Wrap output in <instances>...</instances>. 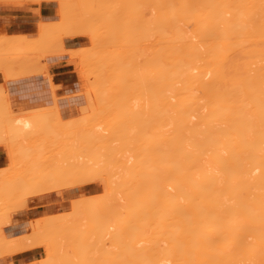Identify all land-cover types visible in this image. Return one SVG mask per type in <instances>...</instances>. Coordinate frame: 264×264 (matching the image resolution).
Masks as SVG:
<instances>
[{
	"label": "bare ground",
	"instance_id": "bare-ground-1",
	"mask_svg": "<svg viewBox=\"0 0 264 264\" xmlns=\"http://www.w3.org/2000/svg\"><path fill=\"white\" fill-rule=\"evenodd\" d=\"M66 1L69 2L70 0H66ZM72 1L69 2V4H72L71 8L73 7L72 9H74L75 11L74 10L71 11L69 9V7H68L69 5L67 2L59 1V7H60L59 10L61 11V14H59V15H60V17H63V18L66 17L64 19L68 20V21L62 20L63 24H64V22H66V23L69 22V23H67L68 25L65 26L69 29V31H68L66 28V30L68 31V33H67L68 35H71L73 33L77 34L80 31V29L78 31L77 28H81V27L79 26L76 28L75 27V26H77L75 24L76 21L75 22L73 21L74 19H77V17L79 18V19H77V24H79V22H80V25L84 26V24L82 23L83 20L79 14L82 12L83 16L86 15L83 18V19L86 18L84 21H86L88 18V20H87L88 22H86V25L88 27L90 26L89 28H87L90 31V35H93L92 32H94L93 37L90 36V38L92 37L95 41L99 42V40L101 38H102V40L106 39L105 36H103V37H105L103 39V37H101V35L100 36L98 35V32L96 33V31H92V30H99L98 29L99 27L98 28L96 27L95 29H91V28H94L91 25V23L93 22V20L97 19V20H95L96 22H98L97 24L103 25L100 28L101 29L106 28L104 30V33L105 34L110 33L107 35V40L108 39L113 40L116 37V39H115L116 42L121 40L123 42L120 41L119 42L120 44L125 42L124 45L128 46L129 36H130V42H131V40H132L131 36L133 38L135 35H137V37L139 38L140 41L138 40L137 37L133 38V40L135 39L134 41H136L138 44H139V42H140V44H142V42H141V40H143L142 37H144V35L147 34V32H148V35H145L144 39L150 38L149 41H150V43L152 42L151 43L152 49L150 48L151 47L150 43H148L149 46L147 45L152 50L151 53L149 52L151 54V57L149 55H147V52L146 53L144 52V48H143V51H140V52L137 51L135 49V47L132 45L133 41H132L131 45L129 43L130 46H128V47L133 46V48L135 49V52L132 49H130L131 53H130V55H129V53H126L127 56L125 54H123V52H121V51H120V54L118 55L119 52L118 51L116 52L115 50H113L114 52H116V54L114 52H109L110 54L112 53V56H111L106 51L107 52L106 54H108V57H107L106 54L104 56L105 52L103 50L102 52H104V53H102L103 54L102 56H104L105 58H109V56H110L111 59H119L120 62H119V60H117V62H115L114 60L109 61V60L105 59V60L109 61L107 63L108 65H107L106 64L107 61L105 63L95 61L96 62L95 65L97 63L102 64V65H99L100 71H99V69H97L98 67L96 68V70H98L97 74L94 72L95 71L94 69L93 70L88 69L90 67L89 65H92V64H89V62H88L90 60L87 61V58H86V61L88 64L86 63L85 60L83 63L84 56L82 57V56L77 55L78 52L81 53L80 51H78V52H76V55H77L76 57H78V58L80 57L79 59H82L81 62L83 63V65L82 64L81 65L82 66L85 65L86 66L85 69L89 70V71L86 70V71H88L87 74H89V72L90 73L93 72V77L96 74L95 78L99 79L101 76V79H102V75H100V74H102L104 72V70L106 71V69L103 70V66L106 68L108 66V68H109V67H111V65H113L114 68L117 67L116 68L117 71H115V72H118L117 75L119 74V75H121V78H123V80H121L120 76H117V80L120 79L121 82L127 81V78H129V77L126 78V76H129V74L130 75L133 74L134 71H137V72L139 71L140 73H141V71H143L146 73V71L148 70L147 72H148L150 77L143 74L142 77H139L141 79H139L138 77H133L134 74L131 75L130 77L134 78V80H136V81L140 80L137 83L138 84L141 83V85L140 84L137 85V83H135V81H131V83L129 85H127L128 83H126L125 84L126 87L131 85L130 88H127V90L124 87V89L126 90L127 93L130 92V94H128V96H126L125 94L122 93L123 91H124V93H126L125 90H123V88H122L123 91H119V90H121L120 87H119V89H116L120 93L118 91H117L118 93H116L115 88L118 87L117 84H116V87H113V86L109 87L110 90H108V88H106L107 86L112 85V84H110V83H112V81L110 79H109V81H108V79H105V77L108 76L107 75L108 71L104 72L103 74H106V76L103 75V81H104V79L107 80L108 84H110V85H107V81L106 82L104 81V83H106V85H105L101 80H99V82H102L101 84L103 86L102 85L101 86H102L103 91H106V92L103 93V91L96 89L97 91H99V92L96 91V94L99 93V95L97 94L96 97L100 96L99 97L100 99L97 98L98 102H99V100H101V102L102 101L105 102V100L108 99V100H110V103H111V99H112V101L116 100V102L111 103L112 105L113 104L115 105V106L113 105L114 111L112 110V108H110L111 106L109 105L110 103L108 100H106V102H105V103L108 102L107 104H105L103 102L102 103L99 102V104H101V105L103 104L101 106L103 108V110L100 106H98L99 105L98 104L97 106L101 109H98V110L95 109L96 110L95 111L93 104H91L92 106L90 105V103H93L94 98L92 97L93 101L91 102V96L87 95V96H89V99H87L88 100L87 107L90 106L91 109H93L95 112L93 110L89 109L90 108L89 107L88 109L90 110V112L88 113L87 108L85 107L86 105H85V106H83V109L82 108L81 109L83 111H87V113H88V114H86L87 116L83 115V117L86 116V117H84V118H86V120H84V118L80 115L73 117V118H74L75 122H77L78 124L80 123L78 125L79 127H76V128H80V130L82 131L83 129H81V127H80V125H82V123L79 122L80 119H79V121L76 119L81 118L82 120H84V122H88L89 118H90V117L88 118V115H89L91 117L94 116V117H92V121H93V119L96 122L101 120V123H102L103 120L101 118L102 117L105 118V115H106V118L110 119V117H111L110 114L112 113L113 117H111V119H110L111 121L107 120L109 123L106 122L109 124V126H108V124L106 125V123H104V124L102 123L103 125L108 127L107 129L110 128V130H106V127L99 124L101 126V129L103 126V129H102L103 132L105 130L107 132L110 131L109 133H107L105 131V134L106 133H107V135L110 134L109 135L110 137L109 136L103 137L102 136L103 133H100L98 131H94V133H93L94 129L92 130V128H91L92 132L89 131L90 130L89 129L87 131L88 133L87 132L86 133L88 135H89V132H91V134H95V136L93 135L94 138L91 137L92 136L91 134L87 138L86 137L87 134L85 132L81 133V131H79L80 133H78V135L76 134L77 136L75 135V138L77 137L76 139L75 138L73 140H72V138L70 139L72 141H67V138L64 137V139H65L64 141L67 142V144L63 142L65 144V147L63 144L61 145V146H63V148H66V150L64 149L65 151L62 149L63 150L62 152H63V154L64 153L70 154L69 156H73V157H66V161L67 160L69 161L71 159L69 162L67 161L69 163L68 164V163H66V161H64L65 157L62 155L63 158L61 160V154L59 155L57 153L56 156L58 157L59 160H61L63 162L60 161V163H59V160H57L56 162H58V163L54 162L53 164H51L54 167H52L50 165L49 168H52L53 172L51 170H50L51 172L46 170L47 173L43 171L44 167L46 169V165H44L45 161L47 160L46 158H45V160L44 159L40 160L38 158L39 161H35V159L33 157L32 158L30 157L31 155H29L27 151L29 150V152H31V151L36 152V149H35V147H33V149L35 150L34 151L31 148L30 149L25 148L24 144L25 145H27V144L24 143L25 142L24 136H26L25 134L27 132H31L30 134H39V135L42 133L41 135H45V138L49 135L50 136L54 135L53 136L54 138L55 137H61L62 133H65V135L67 133L65 131H62V133H60L61 131H59V129H57L59 127L56 128L57 125L54 126V124H56L57 121H59V120H60V122L64 121L63 122L64 124L69 123L70 124L69 128H68L69 124L65 125V126H67V128H65L67 131V129L69 130L73 126H77V123L74 122L76 125L73 123V121H72L73 118H69L68 120L66 119V121H68V122H66L65 120H62L59 117V114H54V113H57L55 110L52 113V111H51L52 109H50V110L49 109L48 110L36 109V110H31V111L29 110L30 112L27 114L17 115L16 117H14L15 119L12 116H9V117H12L14 121L9 120L8 117H7L8 119L7 118L4 119L5 118L4 117L3 119L5 120L6 124L8 123L7 124V126H8L7 130H5V129L3 130V128H5V125H4L5 123L0 122V126L3 127V128L0 127V131H3V132L8 131L7 132L8 135H11L14 137L17 136V140L15 137V142L16 141L18 142V144H19L18 148L17 149L13 148V147H16L17 145H14L12 147V145L16 144L17 142L12 143V141L11 142L9 141L8 143L10 146L8 145V147L11 148L10 151L15 149L14 152H16L17 154L19 153V154L23 155V153H26L28 155L27 157H29V159L31 160V161H29L27 157L24 158L21 155H19L18 158H21V159L24 158L23 160L20 159L21 163L24 160H26V161L28 160L29 163L32 164L31 162L34 161L36 165H38V166L41 165V167H43V169L41 171L44 172V174H45L44 176H48V175H46L48 173L50 176V174H53L56 171L55 172L56 174L54 173L55 176H53V175L50 177L48 176L46 179H45V177H43V179H42L41 176H39V175L37 176V174H38L37 171L34 168L32 169L33 166H30L31 167V168L29 167L31 169L30 173H32L34 175L27 176L26 178L24 175L23 176L19 175V178H21V177L24 178V179L21 178L22 180H25V179L30 180L31 179V181H27V182H26V180L23 181V182H25L24 185L27 184L26 185L27 188H25L24 185H21L23 183V182H21L22 180H20V182H21V183L19 182L20 184L18 183V181H16V180H19V178L17 177L18 175H16L14 177L15 179L12 178L13 182L10 181L11 178H9V180H7V178H8L7 176L4 178L3 175H5V173L9 174L10 172H6V169H3V167L2 168L0 167V170L2 171V173H1L2 177L4 178V180H2L3 179L2 177L0 179V182H1V184H0V192H1L0 198L1 199H3L2 196H4L6 199H7V197H8V199H10V198L14 199L15 198L14 201L15 200L18 201L16 199V197L22 198V196L24 194H25L24 197H27V196L41 194V193L45 192V189H46V191L53 190L50 188H54V186L58 187L61 184L64 185V181L69 178L68 173L70 175L72 174V176H70V177H72V179H73V180L70 179L72 182L68 181L69 179L66 181V182H70V183L65 182V185L68 187L69 186L72 187L73 186L72 184H74V187H75V186H77V184L80 183V181L86 182V179H89V177H90L89 174L91 173V171H92L91 175H94V178H96V179H98L97 178L98 176L101 177V175H99V173L100 174L104 173L106 175L110 174L112 176H115L116 173H117V175H119V173H120L119 176H121V178L117 177V179H116V176H115L114 179H111V177L109 178L110 175H108L107 177L110 180L109 179L106 180V178H107L106 175L103 176V177H106V178H104L106 180V182L109 185H111V186H109L107 183H105V184H107L108 186L104 185V183L102 181V185L106 186V188L104 186H103V188H105L107 190L106 191V192H108V194L106 193L107 195L105 194V189H104V191L102 193L104 196L101 195V193L99 195H91V196L89 195L88 197L83 196L84 201L82 200L81 203H82V206H84V207L82 209L80 208V210H79V208H77L80 206H77L76 202H75L76 204L73 203L76 206L75 213L77 214V216H80V217L83 216L82 217L83 218V221H82L83 226L81 223H77V224L73 223L74 222L72 220L73 218H74V220L77 219L76 221L79 222L78 217L75 216L74 213L73 214L72 213H69V214L64 213L65 215L60 214V215H62V216H60L61 219L59 217V213L57 215L56 214L53 215V216L58 217L59 218L58 220L53 219V216L48 215V214L41 216V217H38V218H34V219L32 218L31 219L32 227H31L30 231L36 232L39 234L43 232L42 233V235H43L50 230V227H51V230L53 227L55 232H54V230H52V232H53V233H51L52 238L50 237L51 239H49V236H50L49 235L50 231H49L47 239L49 241L51 240L52 243L54 241V245H52V246H55V242H56V246H59V247L56 248V246H55L56 249L53 248L47 240V242L49 243V246L52 247L50 249V247L47 246L46 238H42L41 234L40 235L37 234V236L39 235V237H41V239L45 240L44 241V240L40 239L41 242L42 241L46 242L45 244H46L47 250H46L45 255L40 259H36L33 261H27V262H23V263H18V264H95V263L96 264H264V0H146V2H145V0H142V1L137 0V3L140 2V4H141L143 2L141 5H143V6L145 5L144 6L145 8L148 7L147 10L148 9L151 10V14L147 13L151 16L150 23H149V25H151V26L149 28L146 27L147 26L146 24L148 21L147 18H144V19L141 18L140 20H142V23H141V21H139L138 16L141 17L143 15H142L141 9H139V8L135 9L137 5H135L136 3L134 4V2H135L134 0H130L129 3L128 2L126 3L124 0H121V1L125 2V3H123L124 6L122 5L121 2H120V4H121V6H120L119 3H117L115 0L114 1L112 0L114 3L116 2L115 5H118V7H116V10H118L120 7H122V9H119L117 11V13L120 11L119 14H121V15L124 14V16H126L128 18L130 16V13H128V12L131 11V16L129 17V19L131 20V18H133L132 21H127L128 19L125 20V18L123 19L121 17L119 19V17H117V16L116 17L118 19L116 17H114L115 15L113 16V14H114L115 8H112L113 10L111 9L112 3H110V5H109L110 7L108 5H105L108 8L107 7L101 8V9L107 8L106 9L107 12L104 11L105 13L103 12V14L100 12L103 10H100L99 8L96 9V7L94 8L96 11L92 8H89L88 11H90L91 9L94 11L92 12V10H91L89 13L86 12V14H84L85 12H83L84 11L83 9H82L83 11L81 10V12L76 13L78 10L74 6H77L78 3H76L77 2L76 0H72ZM74 1L76 4H73ZM89 1L90 0H87V2L89 3L88 5H87L85 0H84L85 4H83L84 2L83 3L79 2L78 5H80L79 7H81V8H83L82 6H84L85 8H88L87 6H90V3L92 2V0L90 2ZM97 1L99 3L101 2V4H104L103 3L104 1L103 2L101 0H97ZM97 1L94 3L95 4L97 3L99 5V3ZM106 1L111 2L110 0H105L106 4L108 3ZM148 2H149V4H148ZM114 3L112 5V7H115ZM130 3L133 4V5H130V7H132V8L129 7ZM81 4H82V6H81ZM126 5H128V6H126ZM101 6H104V5H101ZM123 8L125 9V11ZM127 8H130L131 10L130 9L128 10ZM132 9H134V10H132ZM98 10H100V11H98ZM60 11H59V13H60ZM68 11H69V13H68ZM108 11L113 12L112 14L110 13V18H109V16L108 17L106 16V14H108ZM121 11H123V12H121ZM132 11L134 12V14ZM135 11H137L138 13L137 12L135 13ZM99 12H100V15H102V16L99 15ZM66 13H68L69 16ZM90 13H91V15H90ZM96 13H97V15H96ZM125 13L128 14V16L125 15ZM137 14H138V16H137ZM72 15H73V18H72ZM89 15L91 16V18ZM98 15H99V18H98ZM103 15H105L104 18L106 20L108 18L107 21L104 20ZM93 16L97 17V18L93 19L92 18ZM144 16H145V14H144ZM68 17H70V18H68ZM100 17H102L103 20ZM112 17L116 18L115 19L116 21ZM71 20H72V22H70ZM90 20L92 22H90ZM98 20H100V21H98ZM109 20H111V21H109ZM123 20L128 23L124 27H123V23L126 24V22H124ZM143 20H144V22H146L145 24H144ZM95 21L93 23H96ZM118 21H119V23H118ZM135 21H137V22H135ZM138 21L141 23V26H140V23ZM101 22L104 24H100ZM131 22L134 25L136 23L137 25H135V26H137V28L140 27V29H137V28H135L134 25H131L132 24ZM55 23L57 24L58 21L57 22L55 21ZM109 23L111 24V26ZM112 23H113L114 27H112ZM56 24L54 25V27L52 29H50V31L51 30L53 31L55 29V26H60L59 23L57 25ZM70 24H74L75 26H71ZM107 24H109V25H107ZM52 25H53V23H52ZM104 25L105 26L107 25L108 27L107 26L105 27ZM119 25H122V27ZM69 26H70V28H69ZM71 27H74L73 31L70 30V29H72ZM41 28H43V27L41 26ZM113 28L115 30L117 28L118 29L115 31V30H112ZM122 28H125L126 30L131 29L130 33L119 31V29H122ZM133 28L137 29V30H132ZM141 28L143 30H141ZM146 28L148 31L146 30ZM150 28H151V30H150ZM58 29L59 28L55 29L58 31V32L55 31L56 34L54 32H52L56 36L55 37L52 34L51 36L54 37L53 39H52V37H49L51 33L49 31H48V33H46V31H44V29H43V31L48 35V36L45 35V37H44L45 39H43V40H45L47 42H48V40L49 41L51 40L54 43V45L52 42L49 43V49L51 51L52 50L54 51V48L57 47V46L55 47L54 39L56 40V43H57V41L59 39L57 40L56 38H58V36H60L59 33H61V31L63 30V29L61 30V26H60V30H61L60 32ZM82 29L84 30V28H82ZM87 29L85 28L84 32ZM107 29L109 30V32H107L108 31ZM75 30L78 32H74ZM138 30H140L138 33H140L141 31H143V32L146 31V32L144 34H142L143 32L140 33V34H142V36H140V34H137ZM39 31H42V30H40V28H39ZM99 32H101V30H99ZM116 32H118V33L121 32L119 34L120 40H117V38H119V37L116 36V35H118V33H116ZM63 33H64V31H63ZM126 33H127V35H126ZM39 34H40V32L38 33V35ZM67 34H65V35H67ZM111 34L113 37L110 36L111 38H109L108 36ZM131 34H133V35H131ZM17 35H20V34H17ZM17 35H16V37H17ZM96 35H98V37ZM2 36H3V39L5 37L6 38L5 40H7V42H11V44H8V43L6 44V42H5V44L7 46L6 47L4 45V43H2V44L0 43V47H1V49H3V50L0 49V51H1L0 54L2 55V53H3V56L0 58V61L2 60L3 63H0V65L6 64L7 67L8 66L11 67L10 65L16 60L15 62L18 61L17 63H20V65L22 64L21 67L24 66L22 68L19 66L21 71H19L17 69L14 70L16 72H14L13 70L12 71L9 70V73L5 74L8 70L4 71L3 69H6V67L4 68V66L1 65L0 67L3 68V69L1 68L3 70V71L1 70V72H4V75H6L5 77L7 78L10 76H16L17 71H19L18 75L21 74V72H22V74H25L23 72H25L27 68L28 69L26 72L29 73V72L33 71L34 70L33 68L35 67L33 65V63L31 64V66H27L30 64H29V62H27L28 64L25 63L26 61L24 63H21L23 60H25V57H27V59H28L29 55H27V56H25V55L27 52H30L31 49H29V48L33 49V47H31L32 45L30 46L28 43V42L31 43L33 38L32 39L29 38L28 40H30V39L31 40L28 41L27 39H25L26 38V36H25L24 39L27 40L28 41L27 42L24 39H20L21 37L20 38L18 37L19 39H15V37H14L15 35H13V36L11 35L12 38L11 37L8 38V36H10V35H8V36L2 35ZM2 36L0 35V38ZM148 36H150V37H148ZM13 37H14L15 41L14 40L12 41ZM8 39H10V41H8ZM102 40L100 42H102ZM115 40H113V42H115ZM126 40H127V42H126ZM23 41H24V43L22 44ZM61 41H60V43H62ZM1 42H4V40H2ZM14 42H16V43H14ZM25 43L28 47L25 45ZM95 43L97 44V42H95ZM105 43H106V41H105ZM110 43H112V42H110ZM143 43H144V41H143ZM14 44H15V46H17V44H19L17 46V48H19V46L21 47L19 50H21L23 48H25V49L18 52V50L15 49ZM21 44L24 45V47ZM35 44H36V41H35ZM120 44H118V45L124 47L123 44H121V45ZM2 45H3V48H2ZM33 45H34V43H33ZM134 45H136V44H134ZM4 46L6 47V49H4ZM119 46H117V49L119 48ZM37 47H39V49H37ZM37 47H36L37 51L40 53L42 52L41 54H43V51L48 50V49H46V46L44 47V45H43V47H41V46H37ZM94 47H95V45H94ZM110 47H112V46L110 45ZM144 47H146V45H144ZM43 48H44V50H43ZM107 48H109V47H107ZM124 48L128 49L126 47H124ZM139 48H141V46ZM56 49H58V48H56ZM59 49H60V46H59ZM80 49H82V48H80ZM80 49H78V50H80ZM93 49H95V48H93ZM98 49L99 50L101 49L100 46ZM4 50H5V52H4ZM6 50L9 52V55L12 58L7 57V59H6L5 56L8 54V53H6L7 52ZM11 50H13V51H11ZM60 50H61V52H64L63 51L64 50L63 44H61ZM67 50L66 51L69 52L68 53V59L75 56V54H73V51H77V50H73V48H72V53H70L71 49H67ZM101 50L98 52L96 50H94V53H97V54L99 53L98 55L97 54L94 55L95 57L97 56V58H96L97 60H101L103 58V57L102 58L100 57ZM118 50H120V49H118ZM121 50H122V48H121ZM110 51H111V49H110ZM126 51L127 50H125L124 53ZM136 51L139 53H137ZM12 52L13 53L15 52L16 54L23 52L22 56H20L21 57L20 60L16 59L17 57H19L18 55H15V57L12 56L11 55ZM24 52H25V55H24ZM85 52H86V50H85ZM48 53H51V52H48ZM55 53H57V51ZM86 53H88V52H86ZM94 53L92 52L91 54H94ZM141 53H142V55H146L148 57L144 56L146 58L142 57V59L138 60L137 54H139L140 55L139 58H141V56H142ZM29 54H31V53H29ZM89 54H87V55H89ZM114 54H115V56L118 55V56H116L117 58L116 57L113 58ZM120 55H122V56H120ZM124 55L126 56V58L129 57V59H127V60L125 58L123 59L122 57ZM37 56H39V53ZM92 56L93 55H91V57ZM130 57H132L131 58L132 60H130ZM149 57L151 58V61H150ZM88 58H90V57H88ZM134 58H136L139 62L141 60H143L142 63L140 62L141 65L143 64L142 68H140L141 71L137 70L139 68V66H136V69L134 70L135 67L133 65L134 64L138 65V62ZM147 58H148V60L146 61L145 59H147ZM5 59L10 60L11 62L10 61H4ZM36 60L37 59H35V61ZM103 60H104V58H103ZM35 61H34V63H35ZM124 61L125 62L127 61L126 66H127V63H128V66L129 65L130 66L129 67L127 66V68H125L126 66L124 64ZM133 61H135L137 64ZM9 62H10V64H9ZM112 62H114V64ZM144 62L146 63V65H145L146 67L149 65L150 70L144 66V64H145ZM92 63L94 64V61H92ZM121 63H122V65H121ZM25 64H26L27 68H26ZM12 65H14V64H12ZM87 65L89 66L88 68H87ZM123 65H124V67H123ZM120 66H121V71L123 74L120 73V69H119ZM29 67L30 68L33 67V68H31L29 70ZM36 67L41 68L42 66L39 65V67L38 66H36ZM113 67L109 68V71H111ZM132 67H134V68H132ZM23 68H25V71L23 70ZM10 69H12V68H10ZM127 69L130 71H128ZM36 70L37 69H35V71ZM126 70H127V73H126ZM111 72L113 73V71H111ZM112 73L109 74L111 77H112ZM87 74H85L87 79H88V83L87 82L86 83L89 86L88 88H90V90L88 89V91H91V88L95 89L93 87L94 86L96 87V84L94 85L92 83L93 85L91 87V84L89 81H91V82L92 81L96 82V81L94 79L92 80V78H91V80H89L88 76H90L92 74H90L88 76H87ZM97 75L99 78L97 77ZM114 75L116 77V74H114ZM2 76H3V74H2ZM138 76H141V75H138ZM86 77H85V81H87ZM124 77H125V79H124ZM106 78H108V77H106ZM142 78H143V81H142ZM147 78H148V81H151V82H149V83H151V86H149L146 82H144L145 80H147ZM129 79L131 80V78H129ZM114 82L116 83L115 79H114ZM99 84H97V85H99ZM135 84H136V87H135ZM142 84H144V86H142ZM51 85H53L52 81H51ZM119 86H121V85H119ZM132 86H134L136 89L134 87L132 88ZM145 86H147V87H145ZM103 87H105V89ZM138 87H140V88H138ZM85 88H87V87H85ZM97 88H98V86H97ZM146 88H149V93H148V89H146ZM55 89L53 88V90H55ZM128 89H131V91H128ZM134 89L136 91L138 89H140V90L136 92ZM111 90L112 91L115 90L114 94H113V92H110V93L108 92ZM132 90H133V93H132ZM144 91L146 92L147 96L145 95ZM84 92H85V94H88L86 90ZM91 92H89V93H91ZM100 92L103 94H106V93H109V94L108 95L106 94V96H103V94H100ZM138 92H140V93L143 92L144 94L143 93L140 94ZM137 93H138L139 97H137L138 96ZM147 93L150 94L149 95L150 97L148 96ZM73 94H76V93H73ZM132 94H134V96H136V99L140 98L141 95H142V97H141V99L137 100V103H134L133 101L136 99H135V97L133 98ZM117 95H119V96H117ZM123 95H125V96H123ZM101 96L103 97V100H102ZM109 96H110V99L106 98ZM114 96H116V97H114ZM143 96L144 97L146 96V98L148 97V99H147L148 103H147V100L145 102L146 98L143 100V98H144ZM121 97H122V99H121ZM104 98H106V99L104 100ZM118 98L120 100H118ZM124 98L128 102H126V100ZM130 98H133V99L130 100ZM1 99H2V97L0 98V100ZM4 99L5 98L3 96V100ZM5 101H6V99H5ZM140 101H142L143 104ZM122 102H124V103L126 102L125 105ZM0 103H1V101H0ZM117 103L118 104L122 103V105H118ZM127 103H129V104H127ZM130 103L137 105L139 110L136 107V109L138 111H135V109H134V111H132L131 109H133L134 105L131 104L132 105L131 106ZM144 103L145 104L147 103V105L145 106ZM2 105L4 106V105H6V103L5 104L2 103ZM107 105L109 107H107ZM143 105H144V107H143ZM145 107H147V108L145 109ZM84 108H86V109H84ZM104 108H105V110H104ZM143 108H144V111L142 112ZM108 109H110V111ZM127 109H128V112H130L128 114H126L127 111H125ZM129 109H130V111H129ZM140 109H141V111H140ZM120 110L122 112H119ZM146 110H150L149 113ZM0 111H1V109H0ZM103 111H105L104 116H103V114H104ZM111 111H113V112H111ZM136 112L140 117H138V115L135 114ZM139 112L141 114L143 113L144 117H145V115H147V117L142 118ZM11 113H13V112H11ZM113 113H115V114H113ZM117 113H118V115L120 113V115L118 117H117ZM144 113H146V114H144ZM1 114H2V112H1ZM49 114H53V115H49ZM97 114H98V116H97ZM54 115H55V117L56 116L57 117L54 118L53 117ZM100 115H102V116L100 117ZM134 115L136 116V118L139 121L135 118ZM127 116L128 117L131 116V117L128 118ZM18 117H20L21 119L20 118H19L20 120L17 119ZM97 117H100V118H97ZM134 118L136 119V122H135ZM149 118H150V120H147V123H146V120H144V119H149ZM16 119H17V122L15 123ZM47 119H49V120H47ZM55 119H57V121H55ZM120 119H121V121H119ZM129 119L132 120V122L133 121L135 122L134 125L132 124V122ZM7 120H9V121H7ZM52 120H54V121L52 122ZM117 120H118V122H117ZM141 120L144 122H142ZM125 121H127V122H129V124H131L130 127L128 124V129H126L127 128L126 127L127 122H125ZM54 122H56V123H54ZM103 122H105V121H103ZM111 122H114L115 125L117 123L118 128L119 127L120 128L118 129ZM120 122H122V123H120ZM47 123H51V124H49L50 126L52 124L53 125L51 127H48ZM71 123H73V126H71ZM142 123H144L145 126H143ZM60 124H62V123H60ZM95 124L96 123H94V125H93L94 127H95ZM135 124L139 125V126H140V124H142L140 126V127H142V130H139L141 128L137 127ZM147 124H149V125H147ZM85 125H87V124H85ZM58 126H59V124H58ZM83 126H82V128H83ZM89 126H91V125H88V127ZM114 126H115V128H114ZM146 126L148 127V131L151 129V131H150L151 133H150V136L148 137L149 138L148 141L144 143V141H146L145 139L147 138L148 135L145 133L142 134L141 131H146L147 130ZM131 127H134L135 129L131 128ZM149 127H150V129H149ZM61 128L63 129V127H61ZM97 128H98L97 130H99V127H97ZM113 128L115 129V131H113L114 130ZM116 128H117V130H116ZM122 128H124V131L122 130ZM129 128H131L133 130L132 133H134V131L136 133L131 135L132 133L130 134L129 132L132 130H130ZM85 129L86 128H84V130ZM73 130L76 133V129H73ZM120 130L125 135H123L122 133L121 134L123 136H121V134H118L120 132ZM125 130H127V131L125 132ZM137 130H139L138 132L140 134L137 132ZM148 131H146V132H148ZM2 133L0 132V141L5 142V139H7V138H5L7 133H5V135H4L5 137L4 136L2 137ZM82 134H84L85 136ZM19 135H21V137H24V138L22 139L21 137H19ZM127 135H128V137H130V135H131L130 139H132V140L127 138ZM135 135H138V136L140 135L138 137L139 139L137 137H135ZM62 136H63V134H62ZM66 136H68V135H66ZM111 136L113 139L111 138ZM132 136H134L138 140L141 139V142L143 143V145L145 144V146H142V143L139 141H133V139H135V138H132ZM143 136H146V138ZM18 137H19V139L24 140L23 145L19 143L21 140L19 141ZM53 137H51V138H53ZM98 137L100 138V140L97 139ZM101 137H103V138H101ZM140 137H142L144 139V141ZM8 138L10 139L11 137H8ZM105 138H107V139L110 138L109 139L110 142H114V143L117 142L116 144H120V146L117 147V145H116L115 147H117V148H115L112 145L109 146L107 143H103L102 139L106 140ZM120 138L122 140H120ZM9 139H7V141ZM85 139H86V141H85ZM94 139H95V141H94ZM114 139L115 140L117 139L119 141H115ZM125 139H126V141H125ZM74 140L77 141L78 145ZM90 140L92 141V143L89 144L88 142H91ZM26 141H27V139H26ZM43 141H45V140L43 139ZM58 141L57 140H55V141L49 140V142H52V143L48 142V146L51 144H54L55 142H58ZM73 141L75 142V145H74ZM79 141H82V143H80ZM99 141H101L102 143ZM121 141L124 142L123 146L121 144ZM129 141H131V142H129ZM27 142H29V141H27ZM68 142H72V143H68ZM93 142L96 143V146L93 145L94 144ZM132 142H134L132 144V146L135 150L138 149V147H139L138 146L136 148L135 147L136 144L141 145L139 150L136 151L138 153H136L134 151L132 146H130V145L128 146V144H131ZM21 143H22V141H21ZM31 143H33V142H31ZM44 143H43V146L46 147L47 144L45 143L46 144L45 145ZM79 143H80V145L82 144V147L79 145ZM86 143H88V144H86ZM99 143H101V144H99ZM60 144L61 143H59L58 145H60ZM69 144L70 145L72 144L71 147L73 146L75 148L74 151H72L73 148H71V147L70 148L72 150L71 151L68 150V147L70 146ZM102 144H104V145H102ZM125 144H127V145L125 146ZM20 145H21V147L23 146V149L20 147ZM67 145H68V147H67ZM99 145H100V147H97ZM41 146H42V144H41ZM52 146H55V144ZM89 146H91V147H89ZM105 146H107V147H105ZM108 147H109V149H108ZM88 148H91V149H88ZM95 148H97L98 150H96ZM111 148L112 149L114 148V150H112ZM125 148H127V149H125ZM49 149H51V148H49ZM54 149H56V148H54ZM79 149H80V151L77 152V150H79ZM100 149H102V152ZM18 150H21V151L27 150V151H24L21 153V151H18ZM82 150H84V152ZM87 150L88 151L91 150L90 154L87 153L88 152ZM109 150H110V152H109ZM119 150H122L123 152L119 151ZM126 150L128 153H126ZM131 150L134 152L133 156L131 154L132 153ZM68 151H69V153H68ZM85 151H86V153H85ZM92 151H93V153L95 151L96 152L99 151V153H97V156H96V152L94 153V156L96 158H99L101 156L100 158L102 160V163H103V161L106 162V160H107L106 165L107 164L108 165L106 166L102 163L100 164L101 160L95 161V157H92L93 153L91 155ZM113 151H115V152H113ZM53 152H54V150H53ZM53 152H51V154ZM107 152H109V153H107ZM118 152H121V153H119L120 156L118 155ZM16 153H14L13 155L12 154L10 155V152H9L8 156H10V158L14 156L13 158L16 159V157H15ZM36 153L38 154V156H40V158H41V155H43L42 153L40 155L39 152H36ZM48 153H50V152L48 151ZM48 153H47V155H48L47 157H49ZM105 153L110 154V155L108 156ZM112 153H115V154H112ZM148 153L150 154V157L146 156ZM74 154H75V156H74ZM80 154H81V160L83 158L82 162L79 160L80 158L78 155H80ZM116 154H117V156H116ZM122 154L131 155V157H133L134 160L131 157H130L131 159H128L129 156L125 157V156H122ZM144 154H146L145 157H144ZM84 155H85V157L88 156L87 159L91 158V162L88 159V161L90 162L89 164L87 163L88 162L87 159L85 160ZM135 155H137V157ZM103 156H104V158H103ZM110 156L113 158L111 159ZM121 157H124V158L120 159ZM75 158H78V161H75ZM92 158H93L94 162L92 161ZM118 158L120 160H118ZM143 158L145 160H146V158L147 159L149 158V159L146 160L147 161L146 162V161H144ZM14 159H13V161H14ZM109 159H111V162ZM123 159H124L128 169H126L127 167H121L124 164ZM135 159L137 160V162L135 161ZM43 160H44L43 163L42 162L39 163L40 161H43ZM55 160H56V158L53 161H55ZM112 160H114L115 163H117L116 166H114L115 163H113L114 161H112ZM129 160H130V162H129ZM131 160H133V161H131ZM149 160H150V162H149ZM10 161H11L10 163L14 165V163L12 162V159H10ZM79 161H80V164L77 165V163H79ZM127 161L129 164H127ZM20 162H19L20 165L18 164L17 167L22 166ZM36 162H38L39 164ZM47 162H49V161H46V163ZM64 162H65V164H64ZM131 162H132V164H131ZM61 163H63V164H61ZM97 163H99V164H97ZM120 163H122L121 166L119 165ZM58 164H60V165H58ZM81 164H82V166L84 165L85 168L80 166ZM90 164L91 165L96 164L97 167H95L96 165L91 166ZM110 164H112L111 167H110ZM13 165H11V166H13ZM88 165H89V167H88ZM99 165H101V166H99ZM117 165H119L120 170H118ZM11 166H9L8 168L11 169ZM23 166H24V164H23ZM38 166H36V168ZM61 166L63 167V169H62L63 173L61 171H59L61 169ZM68 166H70V167H68ZM73 167H75L76 170ZM108 167H109V169H108ZM112 167H115V168L117 167L116 171H113L115 168H112ZM8 168H7V170H8ZM15 168H16V166H15ZM21 168H23V167H21ZM29 168H28V171H25V172L28 173ZM40 168H39V171H40ZM77 168L79 170H77ZM83 168H84V170H83ZM91 168H92V170H91ZM93 168H97V170H95ZM98 168H100V169H98ZM2 169L4 170V172ZM86 169H88V170L90 169V171L87 170L88 173H86L85 172ZM101 169L103 171H106V173L103 172ZM125 169H126V171H125ZM65 170L67 172H65ZM100 170H101V172H100ZM107 170H109V171L107 172ZM120 171H122L124 173H122ZM12 172H13V170H12ZM60 172H61V174L59 175ZM77 172H78V174L76 176ZM111 172H112V174H111ZM79 173H80V175H79ZM82 174H84L83 178L80 177V176H82ZM113 174H115V175H113ZM56 175H57V177L61 176L62 181H61V179H57ZM62 175L65 177H63ZM95 175H96V177H95ZM75 176H76V180H75V182H73ZM54 177H56L57 180L53 179ZM61 177H59V178H61ZM77 177H79V178H77ZM84 177H86V178H84ZM103 177H101V178H103ZM50 178L52 180H55V181H52V180L50 181ZM91 178L92 177H90V179ZM118 178H119V180H118ZM35 179H36L37 183L35 182ZM81 179H83V180H81ZM43 180H45V181L49 180L47 182H51L52 186L49 185V183L47 185L46 182H44ZM92 180H93V178H92ZM100 180H102V179H99V181ZM105 180H104V182H105ZM15 181H16V183H15ZM60 181H61V183H59L58 186H56L57 184L55 182L58 183ZM76 181L79 183H76ZM87 181H89V180H87ZM112 181H113L114 185H113ZM31 182H34V183H31ZM2 183L3 184H6V183L10 184L9 186H12V183H13V186H15V185L16 186L11 187L10 189L7 190V188L9 186L8 187L6 185L2 186ZM18 184H19V186H18ZM29 184L31 186H33V187H30V189L28 187ZM54 184H56V185H54ZM67 184H69V185H67ZM66 186H64V187H66ZM16 187L17 188L21 187L19 189L21 194L18 191L19 195L16 194L17 196H13L12 193H14L16 191V189H17ZM27 189L29 191H26V192H28L26 194L25 190H27ZM60 191H61V189H60ZM6 193L7 194L9 193V194L7 195ZM83 194H84V192L82 193V195ZM100 195L103 197H101ZM9 196H10V198H9ZM98 197L99 198L101 197L103 199L99 200ZM8 199H7V201L11 205L12 200L10 199V201H9ZM79 200H80V198L77 199V202H79ZM7 201H5V202H7ZM2 203H3V201H2ZM13 203L16 204V202H13ZM81 203L78 205H81ZM3 204H1L2 207L5 206ZM1 205H0V207H1ZM7 205L5 206V210L3 208L5 213H8L6 211V208L8 211H9V209H11V208H9L10 206H7ZM12 206H13L12 211H13V209L16 210L14 208V204ZM19 206H21V205H19ZM19 206H16V208H18ZM79 211L80 212L82 211V214ZM5 213H3V215H5ZM66 215H67V217H70V215H71L70 220H69V218L67 220L69 222L72 220L73 221V222L71 221L72 223L67 222V220L65 218ZM72 215H74L77 218H75ZM7 216H9V215H5V217H7ZM56 217H54V218H56ZM64 218L66 221L64 220ZM63 220L65 222V225H64ZM0 223H1L0 226H3V220H1ZM79 224H81V225H79ZM63 225H64V227L66 226V229H64ZM70 225L72 228H70ZM0 229H2V228L0 227ZM56 231H59L58 232L59 234L57 237L55 234V237L57 239H54L52 234L57 233ZM1 233H2V231H1ZM45 236H47V234L43 235V237H45ZM66 236H68V238L71 239V241H67V243H64V242H66V238H65ZM22 237H23V235L22 236L20 235L19 237H17V236L12 237V238L10 237L8 239L3 237L4 239H6V241H8L10 243V247H9V245L4 246L5 249H4V247H3V249L0 247L1 248L0 250H2V252H3V250H5L4 255H12V254H15L17 252L29 250L35 246H38V245H36V243H34L32 241H30V243L28 244V240H31V239L27 238V240L25 239L26 240L25 241ZM26 237H28V236L26 235ZM31 237H32V234H31ZM34 237H35V235H34ZM58 237H60V238L58 239ZM3 238H2V240H3ZM52 239H54V240H52ZM60 240L63 242V244H66V246H67V244H69V246H67V248L69 249V247H71L69 249V251L71 253L65 251V249L67 250L65 245H62V243L58 244ZM63 240H65V241H63ZM2 242L4 243V241H2ZM31 242L34 244H32ZM1 246H3L2 243H1ZM61 246H65V248L61 249L62 248ZM94 247H96V248H94ZM71 249H72V251H71ZM94 249L97 252L93 253L95 251ZM2 252H0V253H2ZM96 253L99 255H97ZM94 254L96 255L95 258L93 257ZM10 264H15V263L11 261Z\"/></svg>",
	"mask_w": 264,
	"mask_h": 264
},
{
	"label": "rangeland",
	"instance_id": "rangeland-1",
	"mask_svg": "<svg viewBox=\"0 0 264 264\" xmlns=\"http://www.w3.org/2000/svg\"><path fill=\"white\" fill-rule=\"evenodd\" d=\"M38 1H40V0H38ZM59 1L67 2L68 5H69V6H68L69 9H70L71 11L74 10V9H72L73 7L71 8L72 4H69V2H71L72 0H70L69 2L66 1V0H51V1H49V2H54V3H55V14H56V16H57V20H56V22L58 21L59 25L61 26V30L63 29V30L61 31V30H60V26H55V29H56V28H59V29H58L59 32L61 31V33H59L60 36L57 35L58 38H56L57 40L59 39V40L57 41L58 44L56 43V40L54 39V41H55V47L57 46L56 48L59 49V46H60V49H61V44H63V43H60V41L63 40V38L66 37V36H68V37L81 36V37H83V39H84L83 45H82L81 47H79V48H77V49H73V50H77V51H73V54H75V56H73L72 58L68 59V62L73 66V70H74V71L78 74V76H79V81H80V90H79V92H80L81 94H83L84 97H85V103L79 108V112H78V114H77L76 116L80 115V116L83 117V115H86V114H88V113L90 112L89 109H91V107H90V106H89L90 108L87 107V103H88V100H87V99H89V96H91V102L94 100L93 103H90V105L93 104V106H94V110H95V109L98 110V109H101V108H102L101 106H102L103 104H102V105L99 104V102H101V100H99V102H98V99H100V98H99L100 96L96 97L97 94L99 95V93L96 94V91H97L96 89H99V90L103 91V89H102V86H103V85H102L101 83H102V82L104 83V81L106 82L107 80H105V79H108V81H109V79H110V80L112 81V83L109 82V83L112 84V85L106 87V88H108V90H110L109 87H112V86H113V87H116V84H117L118 87L115 88V90H116V89H119V87H120L121 90H119V91H123V90H125L124 87H125L126 90H127V88H130V86H131V85H130V86L126 87V85H125L126 83H128L127 85H129V84L131 83V81H135V83H137L138 81H140V80H137V81L134 80V78L130 77L131 75L134 74L133 77H138V78H139V77H142L143 74H144V75H147L148 77H150L149 74H148V72H147L148 70L146 71V73L140 70V68H142V65H143V64L141 65L140 62L142 63L143 60H141L140 62H139L138 60L142 59V57H143V58L148 57V56H146V55H142V53H141V55H142L141 58H139V57H140L139 54H137L138 56L136 55V56L138 57V60H137L136 58H134V59H136V61L138 62V65H135V64L133 63V64H134L133 66H134L135 68L132 67V68H134V70H135V69H136V66H139V68H138L137 70H140L141 73H140L139 71H138V72H139V73H138L137 71H134V70H133V71H134V73L132 72L133 74H131V75L129 74V76H126V78L129 77V78H131V80H130L129 78H127V81H125V82H121V80H123V78H121V75H119V74L117 75L118 72H115V71H117V69H116L117 67L114 68L113 65H111V67H113L111 71H113V73L116 74V77H115V75H114L111 71H109V68H111V67L108 68V66H107V68H106V67L103 66V70L106 69V71L109 72V73L107 72V75H108V76H106V74H103L104 72H106V71L104 70V72H103L102 74H100V75H102V79H101V76H100V78L98 77L99 74L97 75V77H98L99 79L95 78V77H96L95 75L97 74V71H98V70H96V68L98 67L97 69H99V67H100L99 65H102V64H100V63H99V64L97 63V64H96L97 66H96V65H95L96 62H101V63L104 62V63H105L107 60H109V61H113V60H114L115 62H117V60H119V59H111L110 56H109V58H105L104 56H105V54H106L107 52H108V54H110L109 52H114L113 50H115L116 52H117V51L119 52L118 55L120 54V51L123 52V54H125V55H126V53H129V55H130V53H131V52H130V49H132L134 52H135V49H136L137 51L140 52V51H143V48H144V52H145V53L147 52V55H149V56L151 57V54H150V53H151V51H152V50H151V49H152V44H151L152 42L150 43V41H149L150 38H146V39H144L145 35H148V32H147V34L144 35V37H142V38H143V40H141L142 44H140V42H139V44H138L136 41H134L135 39L133 40V38H136L137 35H135L133 38H132V36H131V39H132L131 42H130V36H129V39H128L129 41H128V42H129L130 45H131V43H132V41H133V44H132V45L135 47V49L133 48V46H131L132 48H131V47H128V46H130L129 43H128V46H127V45H126V46L124 45L125 42H124V43H121V44L124 45V47L128 48V49H125L124 47L118 45V44H120L119 42L121 41V40H120V36H119V34H120L121 32H120V33H118V32H119V31H123V32L130 33V30H131V29H130V30H126V29H125L126 27H125V28H122V29H119V31L116 32V33H118V35H116V36L119 37V38H117V40H120V41L116 42V40H115L116 37H115V39H113V40H115V42H113V40H109V39L107 40V35L110 34V33H108V34H105V33H104V30H105L106 28H105V29L102 28V29H103V30H102L100 27H102L103 25H99V24H97L98 22L95 21V20H97V19L93 20V22L95 21L96 23H93V22L91 21V20H92V19H91V20H90V22H92L91 25L94 27V28H91V29H95L96 27H97V28L99 27L98 29L101 30V32H99V30H92V31H96V33L98 32V35H99V36L101 35V37H103V36L106 37L105 40H102V38H101L100 40L98 39V40H99V42H98V41H95V40L92 38L93 35H94V32H92L93 35H90V31L87 29V28L90 27V26L88 27V26L86 25V22H88V21H87L88 18H87L86 21H84L86 18L83 19L86 15H85V16L82 15V14H83V13L81 12L82 9L84 10V11H83V10H82V11L85 12L84 14H86V12L89 13L92 9H94V8L96 7V9L99 8L100 10H103V11L98 10V11H100V12L103 14L104 11L107 12L106 9L108 8V7L105 6V5H108V6H109L110 3H112V4H111V9H112V8H115V11H114V14H113V16L115 15L114 17L117 16V17H119V19H120V17H121V18H123V19L125 18V20L128 19L127 21H132L133 18H131V20L129 19V17L131 16V11H130V12L127 11L128 13H130V16L127 18L126 16H124V14H123V15L119 14L120 11L117 13V11H118L119 9H122V7H120L118 10H116V7H118V5H115V3L117 2V3H119V5L121 6V4H120V2H121L122 5L124 6L123 3H125V2H126V3H127V2L129 3L130 0H124L125 2H123V1H121V0H115V1H116L115 3L113 2L114 0H113V1L110 0L111 2L106 1V2H108L107 4L105 3V0H101L102 2L104 1V2H103L104 4H101V2L99 3L97 0H92L93 3L91 2V3H90V6H87L88 8H85L84 6H82V4H81V6H82L83 8L79 7V6H80V5H78L79 2H80V3H83L84 0H81L82 2H81L80 0H79V1L76 0V1H77L76 3H78V4H77V6H74V7L78 10L76 13L81 12V13H79V14H80V17H81L82 20H83V21H82V20H81V21H82V23L84 24V26H81V25H80V22H79V24H77V19H79L78 17H77V19H74L73 21H74V22L76 21L75 24H76L77 26H75L74 24H70V25H71V26H75L76 28L80 26L81 28H77L78 31H79V29H80L79 32L76 31V30L74 31V32H78L77 34H74V33L71 34V33H70L71 35H68V34H67L68 31H69V29H68L67 27H65V26L68 25L67 23H69V22H67V23L64 22V24H63V21H64V20L66 21L67 19H64V18H66V17H64V18H63V17H60V15H59V14H61V11L59 10V8H60V7H59ZM85 1H86L87 5H88L89 3L87 2V0H85ZM90 1H91V0H90ZM90 1H89V2H90ZM96 1L99 3V5H98L97 3H96V4L94 3V2H96ZM134 1H135L134 4L136 3L135 5H137L136 8H135V7H134V8H135V9L139 8V9H141V11H142V15H143V16L140 15L141 17H139L138 14H137L139 21H141V23H142V20H140V19H141V18H142V19L147 18L148 21L146 20V21H147V24H146L147 26H146V27L149 28V27L151 26V25H149V23H150V19H151V16H150L149 14H151V10H149V9L147 10L148 7L145 8V7H144L145 5H144V6L141 5L143 2L140 4V2L137 3V0H134ZM141 1H142V0H141ZM72 2H73V1H72ZM145 2H146V0H145ZM76 3H75V1H74L73 4H76ZM113 3H114V6H115V7H112ZM60 4H61V3H60ZM83 4H85V2H84ZM92 4H93V5H92ZM100 4H101V5H104V6H101ZM146 4H147V3H146ZM148 4H149V2H148ZM66 5H67V4H66ZM130 5H133V4L130 3V4H129V7H130ZM139 5H140V6H139ZM126 6H128V5H126ZM147 6H148V5H147ZM77 7H78V8H77ZM103 7H104V8L107 7V8H106V9H101V8H103ZM109 7H110V6H109ZM57 8H58V12L60 11L59 14L56 12V11H57ZM61 8H62V7H61ZM64 8H65V7H64ZM89 8H92V9H91L90 11H88ZM130 8H132V7H130ZM130 8H127V9L129 10ZM149 8H150V7H149ZM66 9H67V8H66ZM123 9H124V8H123ZM127 9H126V10H127ZM63 10H64V9H63ZM70 10H69V11H70ZM94 10H95V9H94ZM94 10H92V12H93ZM112 10H113V9H112ZM130 10H131V9H130ZM132 10H134V9H132ZM69 11H68V13H69ZM74 11H75V10H74ZM95 11H96V10H95ZM124 11H125V9H124ZM100 12H99V15H100ZM105 12H104V13H105ZM121 12H123V11H121ZM132 12H133V11H132ZM136 12H137V11H135V13H136ZM68 13H66V14L68 15ZM97 13H98V12H97ZM97 13H96V15H97ZM110 13L112 14L113 12H109V11H108V14H106V16H107V17L109 16V18H110ZM137 13H138V12H137ZM139 13H140V12H139ZM147 13H149V14H147ZM71 14H72V13H71ZM71 14H70V15H71ZM92 14H93V13H92ZM133 14H134V12H133ZM144 14H145L146 17L144 16ZM63 15H64V14H63ZM74 15H75V14H74ZM87 15H88V14H87ZM90 15H91V13H90ZM90 15H89V16H90ZM99 15H98V18H99ZM125 15L128 16V14H126V13H125ZM68 16H69V15H68ZM77 16H78V15H77ZM100 16H102V15H100ZM111 16H112V15H111ZM132 16H133V15H132ZM104 17H105V15H103V18H104ZM114 17H112V18H114ZM117 17H116V18H117ZM62 18H63V19H62ZM68 18H70V17H68ZM72 18H73V15H72ZM90 18H91V16H90ZM92 18L94 19V18H97V17H94V16H93ZM100 18L102 19V17H100ZM116 18H114V20H115ZM136 18H137V17H136ZM101 19H100V20H101ZM117 19H118V18H117ZM59 20H60V21H59ZM62 20H63V21H62ZM100 20H98V21H100ZM102 20H103V19H102ZM104 20H106V19L104 18ZM107 20H108V18H107ZM107 20H106V21H107ZM111 20H112V19H111ZM111 20H109V21H111ZM134 20H135V19H134ZM136 20H137V19H136ZM67 21H68V20H67ZM109 21H108V22H109ZM115 21H116V20H115ZM123 21H124V20H123ZM139 21H138V22H139ZM70 22H72V20H71ZM84 22H85V23H84ZM104 22H105V21H104ZM124 22H126V21H124ZM135 22H137V21H135ZM143 22H144V20H143ZM58 23H57V24H58ZM106 23H107V22H106ZM113 23H114V22H113ZM113 23H112V27H114V26H113ZM116 23H117V22H116ZM118 23H119V21H118ZM131 23H132V22H131ZM139 23H140V22H139ZM141 23H140V26H141ZM145 23H146V22H144V24H145ZM55 24H56V23H55ZM55 24H53V25H51V26H48L49 29H48L47 27H46V28H44V27H43V28H40V30H42V31H39L40 34L37 35L35 38L32 39V41H31L32 44H31L30 42H28V41H30L31 39H30V40L27 39L28 41L24 39L25 41H27V42L29 43L30 46L32 45L31 47H33V49H32V48H29V49H31V50H30V52H27L26 55H25V52H24V55H25V56H27V55H29V56H28V59H27V57L24 56V57H25V60H23L21 63H24V62L26 61L25 63L29 62V64H30V65H27V66H31L32 63L34 64L35 59H37L35 62L39 61V59H42L46 54H48V52H56V51H57V52H61L60 49L58 50V49H56V48H54V51H53V50L51 51V50L49 49V43L52 42V41H51V40H50V41L48 40V42H47V41L43 40V39H45L44 37H45V35H47L46 33H48V31L51 33L49 37H52V36H51L52 34L55 36V34H56L55 31H57V30L54 29L53 31H52V30L50 31V29H52V28L54 27ZM57 24H56V25H57ZM87 24H88V23H87ZM100 24H104V23L101 22ZM109 24H110V23H109ZM109 24H107V25H109ZM127 24H128L127 22H126V24L123 23V27H124L125 25H127ZM88 25H89V24H88ZM107 25H106V26H107ZM117 25H118V24H117ZM131 25H134V24L132 23ZM135 25H137V24L135 23ZM135 25H134V26H135ZM104 26H105V25H104ZM106 26H105V27H106ZM110 26H111V24H110ZM119 26L122 27V25H119ZM129 26H130V25H129ZM134 26H133V27H134ZM142 26H143V25H142ZM64 27H65V28H64ZM107 27H108V26H107ZM112 27H111V28H112ZM117 27H118V26H117ZM121 27H120V28H121ZM66 28H67L68 31L66 30ZM69 28H70V26H69ZM71 28H72V29H70V30L73 31L74 27H71ZM82 28H84V30H85V28H86L87 30L84 32V30H83ZM109 28H110V27H109ZM127 28H128V27H127ZM135 28H137V26H135ZM43 29H44V31H46V33L43 31ZM91 29H90V30H91ZM117 29H118V28H117ZM117 29H116V30H117ZM128 29H129V28H128ZM137 29H140V27H138ZM137 29H134V28H133L132 30H137ZM82 30H83V31H82ZM107 30H108V29H107ZM112 30H115V29L113 28ZM116 30H115V31H116ZM141 30H143V29L141 28ZM146 30H147V28H146ZM150 30H151V28H150ZM63 31H64V33L67 34V35H65V34L63 33ZM72 31H71V32H72ZM139 31H140V30L137 31V34H140V33L143 32V31H141L140 33H138ZM147 31H148V30H147ZM52 32H54L55 34L52 33ZM57 32H58V31H57ZM80 32H81V33H80ZM83 32H84V33H83ZM107 32H109V30H108ZM123 32H122V33H123ZM132 32H133V31H132ZM145 32H146V31H145ZM145 32H143L142 34H144ZM149 32H150V31H149ZM42 33H43V34H42ZM96 33H95V34H96ZM103 33H104V34H103ZM111 33H112V32H111ZM127 33H126V35H127ZM135 33H136V32H135ZM41 34H42V35H41ZM63 34H64V35H63ZM142 34H140V36H142ZM149 34H150V33H149ZM98 35H96V36L98 37ZM123 35H124V34H123ZM126 35H125V36H126ZM131 35H133V34H131ZM40 36H41V37H40ZM42 36H43V37H42ZM47 36H48V35H47ZM90 36H92V37L90 38ZM110 36H112V34L109 35L108 37L111 38ZM140 36H139V37H140ZM49 37H48V38H49ZM55 37H56V36H55ZM105 37H103V39H104ZM112 37H113V36H112ZM121 37H122V36H121ZM146 37H147V36H146ZM148 37H150V36H148ZM53 38H54V37H52V39H53ZM95 38H96V37H95ZM125 38H126V37H125ZM137 38H138V37H137ZM142 38H141V39H142ZM151 38H152V37H151ZM46 39H47V38H46ZM49 39H50V38H49ZM121 39H122V38H121ZM91 40H92L93 42H92ZM101 40H102V42H100ZM138 40H139V38H138ZM14 41H15V40H14ZM20 41H21V40H20ZM35 41H36V44H35ZM105 41H106L107 44L105 43ZM109 41L112 42V43H110ZM139 41H140V40H139ZM143 41H144V43H143ZM151 41H152V40H151ZM17 42H18V41H17ZM27 42H26V43H27ZM61 42H62V41H61ZM95 42H97V44H96ZM121 42H123V41H121ZM126 42H127V40H126ZM14 43H16V42H14ZM23 43H24V41L22 42V44H23ZM26 43H25V45H26ZM33 43H34V45H33ZM52 43H53V42H52ZM52 43H51V44H52ZM92 43H93V44H92ZM94 43H95V44H94ZM98 43H99V44H98ZM102 43H103V44H102ZM117 43H118V44H117ZM145 43H146V44H145ZM148 43H150V46H151L150 48H151V49L148 47V46H149ZM6 44H7V43H6ZM6 44L4 43L5 46H6ZM8 44H11V43H8ZM22 44H21V45H22ZM39 44H40V45H39ZM104 44H105V45H104ZM121 44H120V45H121ZM134 44H136V45H134ZM137 44H138L139 46H138ZM143 44L146 45V47H144ZM18 45H19V44H17V46H18ZM43 45H44V47L46 46V49H48L49 51H48V50H47V51H46V50L43 51V50H44V48H43V50H42V51H43V54H41L42 52L40 53V52L37 51V49H39V47H37V46H41V47H43ZM53 45H54V43H53ZM94 45H95V47H94ZM98 45L100 46L101 49L103 48L102 50L100 49V50H101V52H100V54H101L100 57H101V58L103 57L104 60H103V58H102L101 60H97V59H96L97 56H96V57L94 56L95 54H97V53H94V50H96L97 52L100 51V50L98 49V48H99ZM102 45H103V46H102ZM110 45H111L112 47H110ZM147 45H148V46H147ZM5 46H4V49H6V47H7V46H6V47H5ZM14 46H15V44H14ZM17 46H15V49H17L18 52L21 51V50H23V49H25V48H23L24 45H22V46H23V47H22L23 49H21V50H19L21 47L19 46V48H17ZM26 46H27V45H26ZM104 46H105V47H104ZM113 46H114V47H113ZM117 46H119L118 49H120V50L117 49ZM137 46H138V47H137ZM140 46H141V48H139ZM142 46H143V47H142ZM27 47H28V46H27ZM36 47H37V49H36ZM41 47H40V48H41ZM107 47H109V48H107ZM120 47L122 48V50H121ZM2 48H3V45H2ZM9 48H10V47H9ZM12 48H13V47H12ZM80 48H82V49H80ZM93 48H95V49H93ZM104 48H105V49H104ZM123 48H124V49H123ZM137 48H138L139 50H138ZM0 49H1V47H0ZM10 49H11V48H10ZM10 49H9V50H10ZM67 49H68V48H65V47H64V50H63V51H64V52H67V51H68ZM69 49H71V50H70V51H71L70 53H72V48H69ZM78 49H80V50H78ZM89 49H90V50H89ZM97 49H98V50H97ZM108 49H109V50H108ZM110 49H111V51H110ZM141 49H142V50H141ZM146 49H147V50H146ZM149 49H150V50H149ZM1 50H3V49H1ZM27 50H28V49H27ZM66 50H67V51H66ZM85 50H86V52H88V53H86ZM91 50H92V51H91ZM103 50H104L105 53L102 52ZM125 50H127V51L129 50V51H128V52L126 51V52L124 53ZM145 50H146V51H145ZM148 50H149V51H148ZM6 51H7V50H6ZM11 51H13V50H11ZM11 51H10V52H11ZM35 51H36V52H35ZM78 51H80L81 53L83 52V53H82L83 55H82L81 53H79ZM96 51H95V52H96ZM106 51H107V52H106ZM137 51H136V52H137ZM0 52H1V51H0ZM4 52H5V50H4ZM15 52H16V51H15ZM15 52H14V53H15ZM74 52H75V53H74ZM76 52L79 53V54L77 53V55L82 56V57L84 56L85 59L83 58V63H84V60L86 61V58H87V61H88V60L91 61V62H90V61H88V62H89V64H92V65H89L90 67L87 65V68L89 67V68H88L89 70H93V69L95 70L94 72H95L96 74L94 75V77H93V72H92V73L89 72V74H87L89 70H88V69H85V67H86L85 65L82 66V65H83V63L81 62L82 59H79L80 57H79V58L76 57V56H77V55H76ZM84 52H85V53H84ZM90 52H91V53L93 52L94 54H91ZM116 52H114V53L116 54ZM139 52H137V53H139ZM149 52H150V53H149ZM6 53H8V54L5 56L6 59H7V57H11V56L9 55V52H8V51H7ZM6 53H5V54H6ZM12 53H13V52H12ZM12 53H11V55L14 56V57H15V55H18L19 57H17L16 59H19V60H20V58H21L20 56H22V53H23V52H22V53L20 52L19 54H16V53H15V54H14V53L12 54ZM29 53H31V54H29ZM35 53H36V54H35ZM38 53H39V56H37ZM44 53H45V54H44ZM68 53H69V52H68ZM89 53H90V54H89ZM102 53H104V56H102V55H103ZM145 53H144V54H145ZM5 54H4V55H5ZM32 54H33V55H32ZM87 54H89V55H87ZM98 54H99V53H98ZM98 54H97V55H98ZM108 54H106L107 57H108ZM115 54L113 55V58H115L116 56H118V55L115 56ZM121 54H122V53H121ZM123 54H122V55H123ZM135 54H136V53H135ZM0 55H1V54H0ZM91 55H93L94 57H93V56L91 57ZM110 55L112 56V53H111ZM122 55H120V56H122ZM125 55H124L122 58H123V59L125 58L126 60L129 59V57L126 58L127 55H126V56H125ZM2 56H3V53H2V55L0 56V58H1ZM120 56H119V57H120ZM131 56H132V55H131ZM136 56H135V57H136ZM144 56H146V57H144ZM14 57H13V58H14ZM37 57H38V58H37ZM39 57H40V58H39ZM88 57H90V58H88ZM98 57H99V56H98ZM132 57H133V56H132ZM132 57H130V60H132V59H131ZM150 57H149V58H150ZM11 58H12V57H11ZM116 58H117V57H116ZM3 59H4V58H3ZM6 59H5L4 61H10V60H6ZM26 59H27V60H26ZM95 59H96V60H95ZM105 59H107V60H105ZM145 60L147 61L148 58L145 59ZM15 61H16V60H15ZM15 61H14L12 64H14V66H15V65L18 66V68H19V66L21 67L22 64L20 65V63H17L18 61H17V62H15ZM87 61H86V63H87ZM92 61H94V64L92 63ZM95 61H96V62H95ZM109 61H107L106 64H107ZM150 61H151V58H150ZM150 61H149V62H150ZM10 62H11V61H10ZM10 62H9V64H10ZM119 62H120V60H119ZM119 62H118V63H119ZM126 62H127V61H126ZM126 62L124 61L125 66H126ZM133 62H135V61H133ZM0 63H3L2 60L0 61ZM6 63H7V62H6ZM112 63L114 64V62H112ZM135 63H136V62H135ZM144 63H145V62H144ZM147 63H148V62H147ZM12 64H11L10 66H13ZM27 64H28V63H27ZM81 64H82V65H81ZM87 64H88V63H87ZM115 64H116V63H115ZM136 64H137V63H136ZM149 64H150V63H149ZM3 65H4V64H3ZM103 65H104V64H103ZM107 65H108V64H107ZM109 65H110V64H109ZM121 65H122V63H121ZM131 65H132V64H131ZM145 65H146V63L144 64V66H145ZM4 66L6 67L7 65L5 64ZM25 66H26V64H25ZM27 66H26V68H27ZM114 66H115V65H114ZM127 66H128V63H127ZM127 66H126L125 68H127ZM129 66H130V65H129ZM129 66H128V67H129ZM5 67H4V68H5ZM8 67H9V66H8ZM22 67H24V66H22ZM22 67H21V68H22ZM80 67H81V68H80ZM83 67H84V68H83ZM92 67H93V68H92ZM123 67H124V65H123ZM145 67H146V66H145ZM145 67H144V68H145ZM0 68H2V67H0ZM18 68H17V70L21 71L20 68H19V69H18ZM31 68H33V67H31ZM31 68L29 67V70H30ZM130 68H131V67H130ZM146 68H148V69L150 70L149 65H148ZM2 69H3V68H2ZM27 69H28V68H27ZM27 69H26V71H27ZM81 69H82V70H81ZM115 69H116V70H115ZM119 69H120V73H122V71H121V66H120ZM122 69H123V68H122ZM3 70H5V69H3ZM23 70L25 71V68H23ZM23 70H22V71H23ZM80 70H81V71H80ZM86 70H88V71H86ZM127 70H128V69H127ZM127 70H126V73H127ZM144 70H145V69H144ZM11 71H12V70H11ZM19 71H17V75H18V72H19ZM26 71L23 72V73H28V72H26ZM99 71H100V69H99ZM123 71H124V70H123ZM128 71H130V70H128ZM14 72H16V71H14ZM101 72H102V71H101ZM136 72H137V73H136ZM8 73H9V71H7L5 74H8ZM98 73H99V72H98ZM111 73H112V77L109 75V74H111ZM15 74H16V73H15ZM21 74H22V72H21ZM85 74H87V76L90 75V74H92V75L88 76V77H89V80H91V78H92V80L94 79V80L96 81V82H93V81L91 82V81H89L90 84H91V87H92L93 84H94V85L96 84V87H95V86L93 87V88H95V89H92V88H91V91H92V92H91V91H88V89L90 90V88H88V87H89V86L87 85V83H88V79H87V77H86ZM122 74H123V73H122ZM103 75L106 76V77H108V78L105 77L104 81H103ZM138 75H141V76H138ZM5 76H6V75H5ZM7 76H8V75H7ZM117 76H120L121 80H120V79L117 80ZM147 76H146V77H147ZM85 77H86L87 81H85ZM114 79L116 80V83L114 82ZM124 79H125V77H124ZM136 79H137V78H136ZM139 79H141V78H139ZM99 80H101L102 82H99ZM108 81H107V85H110V84H108ZM142 81H143V78H142ZM86 82H87V83H86ZM144 82H146L149 86H151V83H149V82H151V81H148V78H147V80H145ZM92 83H93V84H92ZM99 83H100V84H99ZM97 84H99L100 86L102 85V86L100 87V86L97 85ZM104 84L106 85V83H104ZM118 84L121 85V86L123 85V86L121 87V86H119ZM132 84H133V83H132ZM139 84L141 85V83H139ZM139 84L137 83V85H139ZM97 86H98V88H97ZM142 86H144V84H142ZM85 87H87V88H85ZM99 87H100L101 89H100ZM133 87H134V86H132V88H133ZM135 87H136V84H135ZM135 87H134V88H135ZM145 87H147V86H145ZM103 88L105 89V87H103ZM122 88H123V90H122ZM138 88H140V87H138ZM141 88H142V87H141ZM135 89H136V88H135ZM135 89H134V90H135ZM144 89H145V88H144ZM146 89H148V93H149V88H146ZM85 90L87 91L88 94H85V92H84ZM115 90H114V91L111 90V91H108V92H109V93H110V92H113V94H114ZM126 90H125V92H126ZM139 90H140V89H138L137 91H139ZM82 91H83V92H82ZM93 91H94V92H93ZM117 91H118V90H116V93L119 92V91H118V92H117ZM128 91H131V89H128ZM135 91H136V90H135ZM137 91H136V92H137ZM89 92H91V93H89ZM97 92H99V91H97ZM104 92H106V91H103V93H104ZM136 92H135V93H136ZM144 92H145V91H144ZM92 93H93V94H92ZM103 93L100 92V94H103ZM109 93H106V94L108 95ZM119 93H120V92H119ZM122 93L125 94L126 96H128V94H130V92H128V93H127V92L124 93V91H123ZM132 93H133V90H132ZM135 93H134V94H135ZM138 93H140V92H138ZM138 93H137V95H138ZM142 93H143V92H142ZM142 93H140V94H142ZM148 93H147V94H148ZM90 94H91V95H90ZM106 94H103V96H106ZM113 94H112V95H113ZM134 94H132V95H133V98L135 97V99H136V96H134ZM143 94H144V93H143ZM87 95H89V96H87ZM94 95H95V96H94ZM115 95H116V94H115ZM120 95H121V94H120ZM125 95H123V96H125ZM145 95H146V92H145ZM149 95H150V94H148V96H149ZM117 96H119V95H117ZM146 96H147V95H146ZM146 96H145V97L143 96V97H144L143 100L146 98ZM92 97H93L94 99H93ZM101 97H102V96H101ZM112 97H113V96H112ZM114 97H116V96H114ZM137 97H139V95H138ZM141 97H142V95H141ZM141 97L138 98V99H141ZM149 97H150V96H149ZM97 98H98V99H97ZM106 98H109V99H110V96H109V97H106ZM106 98H104V100H105ZM126 98H127V97H126ZM133 98H130V100L133 99ZM92 99H93V100H92ZM113 99H114V98H113ZM116 99H117V98H116ZM121 99H122V97H121ZM124 99H125V98H124ZM138 99H136V100H134V101L132 100V101H133L134 103H137V100H138ZM147 99H148V97L145 99V102H146ZM96 100H97V101H96ZM102 100H103V97H102ZM106 100H108V99H106ZM106 100H105V102H106ZM114 100H115V99H114ZM118 100H120V99L118 98ZM125 100H126V99H125ZM130 100H129V101H130ZM150 100H151V99H150ZM108 101H109V103H110V100H108ZM94 102H95V103H94ZM102 102L105 103L104 101H102ZM102 102H101V103H102ZM113 102H116V100H115V101H112V99H111V103H113ZM118 102H119V101H118ZM126 102H128V101L126 100ZM126 102H125V103H126ZM130 102H131V101H130ZM138 102H139V101H138ZM140 102L142 103V101H140ZM107 103H108V102H107ZM107 103H105V104H107ZM111 103L109 104V105L111 106L110 108H112V110L114 111V108H113V107H114L115 105L113 104V105H114V106H113ZM122 103L125 105L124 102H122ZM122 103H119V104L117 103V104H118V105H122ZM141 103H140V104H141ZM147 103H148V100H147ZM147 103H146V104L144 103V105L146 106ZM95 104H96V105H95ZM98 104H99V105H98ZM117 104H116V105H117ZM127 104H129V103H127ZM131 104H132V103H130V105H131ZM140 104H139V105H140ZM142 104H143V103H142ZM85 105H86V106H85ZM97 105L100 106L101 108H99ZM132 105H134V106H133V109H131L132 111H134V109H135V111H138V110H139V108L137 107V105H135V104H132ZM132 105H131V106H132ZM144 105H143V107H144ZM149 105H150V104H149ZM149 105H148V106H149ZM83 106H85V107L87 108L88 113H87V111H83V110H82V109H83ZM91 106H92V105H91ZM105 106H106V105H105ZM127 106H128V105H127ZM127 106H126V107H127ZM131 106H130V107H131ZM148 106H147V107H148ZM107 107H109V106L107 105ZM123 107H124V106H123ZM136 107H137L138 110L136 109ZM147 107H145V109H146ZM81 108H82V109H81ZM86 108H84V109H86ZM88 108H89V109H88ZM92 108H93V107H92ZM131 108H132V107H131ZM149 108H150V107H149ZM149 108H148V109H149ZM80 109H81L82 111H81ZM106 109H107V108H106ZM116 109H117V108H116ZM116 109H115V110H116ZM124 109H125V108H124ZM124 109H123V110H124ZM91 110H93V109H91ZM94 110H93V111H94ZM96 110H95V111H96ZM102 110H103V108H102ZM104 110H105V108H104ZM108 110L110 111V109H108ZM121 110H122V109H121ZM121 110H120L119 112H122ZM93 111H92V112H93ZM95 111H94V112H95ZM113 111H111V112H113ZM125 111H127V113L125 112L126 114L130 113V112H128V109L125 110ZM129 111H130V109H129ZM140 111H141V109H140ZM143 111H144V108H143L142 112H143ZM146 111H148V113H149L150 110H146ZM83 112H84V113H83ZM94 112H93V113H94ZM101 112H102V111H101ZM103 112H104V114H103V113H102V114H103V116H104V115H105V111H103ZM106 112H107V111H106ZM52 113H53V112H52ZM125 113H124V114H125ZM131 113H132V112H131ZM139 113H140V112H139ZM54 114H58V113H54ZM109 114H110V113H109ZM113 114H115V113H113ZM135 114L138 115L137 112H136ZM144 114H146V113H144ZM19 115H20V114H19ZM49 115H53V114H49ZM92 115H93V114H92ZM107 115H108V114H107ZM110 115H111V117H113L112 113H111ZM119 115H120V113H119ZM119 115H118V113H117V117H118ZM140 115H141L142 118L144 117L143 113H142V114L140 113ZM76 116H73V117H76ZM86 116H87V115H86ZM86 116H84V117H86ZM95 116H96V115H95ZM97 116H98V114H97ZM101 116H102V115H100V117H101ZM108 116H109V115H108ZM132 116H133V115H132ZM134 116H135V115H134ZM53 117L56 118L57 116L55 117V115H54ZM59 117H60V116H59ZM73 117H70V118H73ZM84 117H83V118H84ZM89 117H90L91 119H90ZM92 117H94V116H92ZM92 117L88 115V118H89V121L87 120L88 122H84V120H86V118H84V120H82L81 118H78V117H77L78 119L75 118V119L78 120V121H79V119H80L79 122L82 123V125H80V127H81V129H83V130H82L83 132L80 130V128H76V127H79L78 125H79L80 123L78 124L77 122H75V121H74V118H73V120H72V119H71V120L73 121V123H74V122L77 123V126H73V123H71V126H73V127L70 128L69 130L67 129V131H66V129H65V128H67V126H65V125H66V124L68 125L69 123L64 124V123H63L64 121H63V122H60V120L57 121V119H55V121H57V123L54 122V123H56V124H54V126L57 125L56 128L59 127V128H57V129H59V131H61L60 133H62V131H65V132L67 133L66 135H68V136H66L65 133H62L63 136H62V134H61V137H55V138H54V137H53L54 135H52V136L49 135V136H47V137L45 138V135H41L42 133L39 135V134H30L31 132H27V133L25 134L26 136H24V137H25V139H24L25 142H24V143H26L27 145H25V144L23 143L24 140L19 139V137H21V135H19L18 140H19V141H20V140L22 141V143H21V141H20L19 143L22 144V145L24 144V146H25L26 149H28V148L30 149V148H31L32 150H34L33 147H35L36 152H39L40 155H41V153H42L43 155H41V158H40V156H38V154H37L36 152L31 151V152H32V153H31V152H29V150H28V151H27V150H24V151H27L28 154L31 155L30 157H31V158L33 157V158L35 159V161H39V159H40V160H42V159L45 160V158H46V159H47L46 161H49L50 163H49V162L46 163V161H45L44 165H46V169H45V167H44V170H43V171L46 172V173H47V171L51 172V171H52V168H49V166H50L51 164H53L54 162H56L57 160H59L58 157L56 156L57 153H58L59 155L61 154V160H62V158H63L62 155L65 157V160H64V161H66V157H73V156H69L70 154H65V153L63 154V152H62L64 149L66 150V148H63V146H61V145L63 144L64 147H65V144H64V143L67 144V142L64 141V140H65L64 137L67 138V141H72V140L75 138V135H76V134L78 135V133H80L79 131H81V133H84V132L86 133L89 129H90L89 131H91V128H92V130L94 129V130H93V133H94V131H98V132H100V133H103V134H102L103 137H106V136H109V135H110V134L107 135V133H109L110 131H108V132L106 131V130H110V128L107 129L108 127H106V126L103 125V124L106 123V122H108L107 120L111 121V120H110L111 117L109 116L110 119L106 118V115H105V118H106V119L102 117L101 119H102L103 121H105V122L102 121L103 124L101 123V120H99V121L97 120L99 123L96 122V121H94V119H93V121H92ZM100 117H97V118H100ZM117 117H116V118H117ZM120 117H121V116H120ZM120 117H119V118H120ZM125 117H126V116H125ZM127 117H128V116H127ZM129 117H131V116H129ZM129 117H128V118H129ZM138 117H140V116L138 115ZM145 117H147V115H145ZM145 117H144V118H145ZM19 118H20V117H18L17 119H19ZM60 118H61V117H60ZM122 118H123V117H122ZM135 118H136V116H135ZM135 118H134V119H135ZM14 119H15V118H14ZM17 119H16L15 123L17 122ZM20 119H21V118H20ZM20 119H19V120H20ZM50 119H51V118H50ZM58 119H59V118H58ZM61 119L66 121V119L68 120L69 118H66V119L61 118ZM113 119H114V118H113ZM124 119H125V118H124ZM124 119H123V120H124ZM126 119H127V118H126ZM136 119H137V118H136ZM136 119H135V122H136ZM12 120H13V119H12ZM12 120H11V121H12ZM47 120H49V119H47ZM62 120H61V121H62ZM81 120H82V121H81ZM129 120H130V119H129ZM137 120H138V119H137ZM144 120H146V123H147V120H150V118H149V119H144ZM13 121H14V120H13ZM53 121H54V120H52V122H53ZM119 121H121V119H120ZM130 121L132 122V120H130ZM138 121H139V120H138ZM141 121H142V120H141ZM47 122H48V121H47ZM50 122H51V121H50ZM66 122H68V121H66ZM117 122H118V120H117ZM125 122H127V121H125ZM131 122H130V123H131ZM135 122L133 121L132 124L134 125ZM142 122H144V121H142ZM60 123H62V124H60ZM75 123H74V124H75ZM83 123H84V124H83ZM94 123H96V124H95V127H96V128L93 126ZM97 123H98V124H97ZM108 123H109V122H108ZM108 123H106V125H107ZM111 123H113V125H115L114 122H111ZM120 123H122V122H120ZM137 123H138V122H137ZM47 124H48V127H51V126L53 125V124H52V125L50 126L49 124H51V123H47ZM58 124H59V126H58ZM63 124H64V125H63ZM85 124H87V125H85ZM99 124H100V125H103L104 127H106V130L104 129V130L107 132L106 134H105V131L103 132V130H102V129H103V126H102V129H101V126H100ZM128 124H129V122H127V124H126V127H127V128L125 127L126 129H128ZM142 124H143V126H145L144 123H142ZM142 124H140V126H141ZM75 125H76V124H75ZM83 125H84V126H83ZM88 125H91V126L88 127ZM130 125H131V124H129V127H130ZM135 125H136V124H135ZM147 125H149V124H147ZM69 126H70V124L68 125V128H69ZM82 126H83V128H82ZM108 126H109V124H108ZM115 126L118 128L117 123H116ZM115 126H114V128H115ZM136 126H137V127H140L139 125H136ZM136 126H135V127H136ZM46 127H47V126H46ZM61 127H63V129H62ZM97 127H99V130H97V129H98ZM146 127H147V126H146ZM146 127H145V128H146ZM84 128H86V129L84 130ZM111 128H112V127H111ZM114 128H113V129H114ZM117 128H116V130H117ZM119 128H120V127H119ZM119 128H118V129H119ZM131 128H134V127H131ZM131 128H129V129L132 130ZM140 128H141V129H139V130H142V127H140ZM61 129H62V130H61ZM64 129H65V130H64ZM73 129H76V133L74 132ZM134 129H135V128H134ZM146 129H147L146 131H148V127H147ZM149 129H150V127H149ZM122 130L124 131V128H122ZM139 130H137V132H138ZM144 130H145V129H144ZM57 131H58V130H57ZM101 131H102V132H101ZM113 131H115V129H114ZM126 131H127V130H125V132H126ZM146 131H141L142 134L145 133V134L148 135L147 138H146V136H143V137L146 138V139H145L146 141H144V139H143L142 137H140V138L143 139L144 143L148 141V139H149L148 137L150 136V133H151L150 131H151V129H150L148 132H146ZM91 132H92V131H91ZM91 132H89V135L87 134L88 132L86 133V134H87V136H86L87 138H88V136H90ZM128 132H129V131H128ZM128 132H127V133H128ZM132 132H133V130L130 131L129 133L131 134ZM57 133H58V132H57ZM96 133H97V132H96ZM111 133H112V132H111ZM121 133H122V132H121V130H120V132H119L118 134H121ZM129 133H128V134H129ZM134 133H136V132L134 131ZM134 133H132L131 135H133ZM138 133H139V132H138ZM55 134H56V133H55ZM122 134L125 135L124 133H122ZM122 134H121V136H123ZM139 134H140V133H139ZM30 135H31V136H30ZM33 135H34V136H33ZM58 135H59V134H58ZM77 135H76V136H77ZM82 135H84V134H82ZM91 135H92L91 137L94 138L95 134H91ZM93 135H94V136H93ZM97 135H98V134H97ZM113 135H114V134H113ZM113 135H112V136H113ZM116 135H117V134H116ZM131 135H130V137H131ZM41 136H42V137H41ZM56 136H57V135H56ZM59 136H60V135H59ZM80 136H81V135H80ZM80 136H79V137H80ZM84 136H85V135H84ZM112 136H111V138H112ZM117 136H118V135H117ZM139 136H140V135H139ZM139 136H138V135H135V137H137V138H138ZM8 137H11V138L9 139ZM13 137H14V136H11V135H8V134L6 135V138L9 139L8 142H9V141H10V142L13 141L14 143H16L17 141L15 142V137H16V140H17V136H15L14 138H13ZM24 137H21V138L23 139ZM51 137H53V138H51ZM62 137H63V138H62ZM103 137H101V138H103ZM109 137H110V136H109ZM113 137H114V136H113ZM119 137H120V136H119ZM119 137H118V138H119ZM130 137H128V135H127V138L130 139ZM135 137L132 136V138H135ZM71 138H72V140H70ZM76 138H77V137H76ZM76 138H75V139H76ZM7 139H5V140L7 141ZM11 139H12V140H11ZM13 139H14V140H13ZM26 139H27V141H29V142H27ZM39 139H40V140H39ZM43 139H44L45 141H43ZM48 139H49L50 141H55V140H57V141L59 140V141H60V140L62 139V140H61L62 142H61V141H60V142L58 141V142H55V143H54L55 146H52V145H54V144H51V145L48 146V142H49ZM97 139L100 140L99 137H98ZM105 139H106V140L102 139L103 143H107L109 146H110V145H112V146H114V147H115L116 145H117V147L120 146V144H116L117 142H116V143H114V142H110V140H109L110 138H109V139L105 138ZM112 139H113V138H112ZM138 139H139V138H138ZM138 139L135 138V139H133V141H139V142H141V139H140V140H138ZM92 140H93V139H92ZM114 140H115V139H114ZM120 140H122V139L120 138ZM130 140H132V139H130ZM30 141L33 142L34 144L31 143ZM74 141H75V140H74ZM74 141H73V142H74ZM85 141H86V139H85ZM85 141H84V142H85ZM87 141H88V140H87ZM90 141H91V140H90ZM94 141H95V139H94ZM112 141H113V140H112ZM115 141H119V140L116 139ZM125 141H126V139H125ZM127 141H128V140H127ZM42 142H43V143L45 142V143L47 144V145H46V144L44 143V144L46 145V147L43 146V143H42ZM63 142H64V143H63ZM75 142L77 143V141H75ZM75 142H74V145H75ZM79 142L82 143V141H79ZM97 142H98V141H97ZM99 142H101V141H99ZM129 142H131V141H129ZM37 143H38V144H37ZM49 143H52V142H49ZM56 143H57V144H56ZM59 143H61V144L58 145ZM68 143H72V142H68ZM80 143H79V145H80ZM88 143L90 144V143H92V141H91V142H88ZM88 143H86V144H88ZM93 143H94V142H93ZM101 143H102V142H101ZM101 143H99V144H101ZM123 143H124V142L121 141L122 146H123ZM133 143H134V142H132L131 144H128V143H127V144H128V146H129V145L132 146ZM141 143H142V142H141ZM41 144H42V146H41ZM83 144H84V143H83ZM86 144H85V145H86ZM97 144H98V143H97ZM127 144H125V146H126ZM135 144H136V143H135ZM14 145H17V146H16V147H13ZM18 145H19V144H18V142H17L16 144H13L12 147L15 148V149H17V148H18ZM69 145H70V144H69ZM71 145H72V144H71ZM71 145H70L69 147H68V145H67L68 150L71 151V150H72L71 148H73L72 151H74L75 148H74L73 146L71 147ZM77 145H78V143H77ZM77 145H76V146H77ZM91 145H92V144H91ZM93 145L96 146V143H94ZM102 145H104V144H102ZM136 145H137V144H136ZM136 145H135L136 148L139 146L138 149H136V150H135V149L133 148V146H132V148L134 149L135 152L138 151L139 148H140V146H141L140 144L137 145V146H136ZM26 146H27V147H26ZM28 146H29V147H28ZM47 146H48V147H47ZM50 146H51V147H50ZM80 146L82 147V144H81ZM80 146H79V147H80ZM86 146H87V145H86ZM122 146H121V147H122ZM125 146H124V147H125ZM142 146H145V144L143 145V143H142ZM20 147H21V145H20ZM53 147L56 148V149H54ZM60 147H61V148H60ZM70 147H71V148H70ZM87 147H88V146H87ZM89 147H91V146H89ZM97 147H100V145L97 146ZM105 147H107V146H105ZM117 147H115V148H117ZM121 147H120V148H121ZM124 147H123V148H124ZM21 148L23 149V146H22ZM25 148H24V149H25ZM49 148H51V149H49ZM52 148H53V149H52ZM103 148H104V147H103ZM123 148H122V149H123ZM15 149L12 150V151H10L11 148L9 149V151H10V155H11V154L13 155L14 153H16V152H14ZM62 149H63V150H62ZM86 149H87V148H86ZM88 149H91V148H88ZM95 149L98 150L97 148H95ZM95 149H94V150H95ZM108 149H109V147H108ZM111 149H112V148H111ZM125 149H127V148H125ZM53 150H54V152H53ZM65 150H64V151H65ZM84 150H85V149H84ZM84 150H82V151L84 152ZM100 150H101V152H102V149H100ZM103 150H104V149H103ZM112 150H114V148H113ZM116 150H117V149H116ZM128 150H129V149H128ZM18 151H21V150H18ZM24 151H21V153L24 152ZM34 151H35V150H34ZM48 151H49L50 153H48ZM59 151H60V152H59ZM78 151H80V149L77 150V152H78ZM87 151H88V150H87ZM90 151H91V150H90ZM90 151H88L87 153L90 154ZM117 151H118V150H117ZM119 151H122V150H119ZM124 151H125V150H124ZM131 151H132V150H131ZM11 152H12V153H11ZM51 152H53V153H52L53 155L51 154ZM95 152H96V151H95ZM95 152H94V153H95ZM105 152H106V151H105ZM109 152H110V150H109ZM109 152H107V153H109ZM113 152H115V151H113ZM122 152H123V151H122ZM34 153H35V154H34ZM47 153L49 154V157H50V158L47 157V156H48ZM66 153H67V152H66ZM68 153H69V151H68ZM85 153H86V151H85ZM92 153H93V151L91 152V155H92ZM94 153H93L92 157H95V156H94ZM97 153H99V151L96 152V156H97ZM107 153H105V154H107ZM116 153H117V152H116ZM119 153H121V152H118V155L120 156ZM126 153H128L127 150H126ZM133 153H134V152L132 151V153H131L132 156H133ZM136 153H138V152H136ZM72 154H73V153H72ZM72 154H71V155H72ZM78 154H79V153H78ZM81 154H82V153H81ZM81 154L78 155V156H79V158H80L79 160L82 162V161H83V158H82V160H81ZM83 154H84V153H83ZM112 154H115V153H112ZM129 154H130V153H129ZM148 154H149V153H148ZM148 154H147V155L144 154V157H145V155L150 157V154H149V155H148ZM19 155H21V156L24 157V158H26V157L28 156L26 153H23V155H22V154H19V153H18V154L16 153V154H15L16 159L13 158L14 156L11 157L10 159H12V162L14 163V165L11 164V165H13V166H11V169L13 170V172H12V170L9 168V169L7 170V172H10V173H9V174H8V173H5L4 178L7 176V177H8L7 180H9V178H11L10 181L13 182V179H15L14 177H15L16 175H18V176H17L18 178H19V175H20V176H23V175H24L25 178H26L27 176L34 175V174L30 173V170H31V169H30V168H31L30 166H33L32 169L34 168V169L37 171V173H38L37 176H38V175L41 176L42 179H43V177H45V179H46V178L49 176V173L46 174V175H48V176H44V175H45L44 172L41 171V170L43 169V167H41V165H40V166L36 165L34 161L31 162L33 165L30 164L29 161H31V160L29 159V157H27L29 161H28V160H27V161L24 160V161L21 163V162H20V159H21V158H18ZM76 155H77V154H76ZM91 155H90V156H91ZM100 155H101V154H100ZM107 155L109 156L110 154H107ZM37 156H38V157H37ZM74 156H75V154H74ZM82 156H83V155H82ZM86 156H87V155H86ZM104 156H105V155H104ZM104 156H103V158H104ZM108 156H107V157H108ZM113 156H114V155H113ZM116 156H117V154H116ZM122 156H125V157L129 156L128 159H131V158L133 159V157H131V155L122 154ZM135 156L137 157V155H135ZM52 157H53V158L55 157L56 160L53 161L55 158L53 159ZM59 157H60V156H59ZM76 157H77V156H76ZM84 157H85V155H84ZM87 157H88V156H87ZM87 157H85V160L87 159ZM100 157H101V156H100ZM100 157H99V158H96V157H95V161H96V160H98V161L101 160ZM130 157H131V158H130ZM24 158H23V159H24ZM38 158H39V159H38ZM51 158H52V159H51ZM110 158L112 159L113 157L110 156ZM122 158H124V157H121L120 159H122ZM134 158H135V157H134ZM13 159H14V161H13ZM23 159H21V160H23ZM88 159H89V158H88ZM88 159H87V161H88ZM111 159H109L110 162H111ZM120 159L118 158V160H120ZM143 159H144V158H143ZM148 159H149V158H148ZM148 159L146 158V160H148ZM44 160H43V161H40L39 163H41V162L43 163ZM61 160H59V163H60ZM70 160H71V159H70ZM70 160H69V161H70ZM73 160H74V159H73ZM73 160H72V161H73ZM103 160H104V159H103ZM105 160H106V159H105ZM125 160H126V159H125ZM133 160H134V159H133ZM133 160H131V161H133ZM146 160L144 159V161H146ZM15 161H16V162H15ZM18 161H19V162L21 163V165H22V166H18L19 168L17 167V165L19 164ZM67 161H68V160H67ZM67 161H66V163L69 162V161H68V162H67ZM75 161H78V158H75ZM80 161H79V163L76 162L77 165L80 164ZM89 161L91 162V158L89 159ZM89 161L87 162L88 164L90 163ZM92 161H93V158H92ZM112 161H114V160H112ZM121 161H122V160H121ZM121 161H120V162H121ZM123 161H124V159H123ZM135 161L137 162L136 159H135ZM135 161H134V162H135ZM51 162H52V163H51ZM61 162H63V161H61ZM93 162H94V161H93ZM93 162H92V163H93ZM118 162H119V161H118ZM129 162H130V160H129ZM146 162H147V161H146ZM149 162H150V160H149ZM36 163H38V162H36ZM39 163H38V164H39ZM56 163H58V162H56ZM73 163H74V162H73ZM101 163H102V160H101L100 164H101ZM106 163H107V160H106V162L103 161L102 164L106 165ZM113 163H115V161H114ZM122 163H123V162H122ZM122 163H120L119 165L121 166ZM15 164H16V165H15ZM23 164H24V166H25L26 168L23 166ZM61 164H63V163H61ZM64 164H65V162H64ZM68 164H69V163H68ZM68 164H67V165H68ZM97 164H99V163H97ZM116 164H117V163H115L114 166H116ZM127 164H129L128 161H127ZM131 164H132V162H131ZM131 164H130V165H131ZM19 165H20V164H19ZM44 165H43V166H44ZM58 165H60V164H58ZM67 165H66V166H67ZM72 165H73V164H72ZM85 165H86V164H85ZM90 165H91V164H90ZM92 165L95 166L96 164H92ZM92 165H91V166H92ZM104 165H103V166H104ZM107 165H108V164H107ZM107 165H106V166H107ZM119 165H117V166H118V170H120V169H119V168H120ZM15 166H16V168H15ZM36 166H38L39 168L41 167V168H40V171H41V172L39 171V168H38V167H37L38 169L36 168ZM47 166H48V167H47ZM51 166L54 167L53 165H51ZM56 166H57V165H56ZM74 166H75V165H74ZM80 166H82V164H81ZM91 166H90V167H91ZM99 166H101V165H99ZM111 166H112V164H110V167H111ZM128 166H129V165H128ZM12 167H13V168H12ZM21 167H23V168H21ZM29 167H30V168H29ZM59 167H60V166H59ZM68 167H70V166H68ZM82 167H84V165H83ZM88 167H89V165H88ZM95 167H97V165H96ZM121 167H127L125 161H124V164H123ZM24 168H25V169H24ZM28 168H29V172L27 173V172H25V171H28ZM66 168H67V167H66ZM66 168H65V169H66ZM73 168H75V167H73ZM80 168H81V167H80ZM84 168H85V167H84ZM84 168H83V170H84ZM101 168H102V167H101ZM105 168H106V167H105ZM112 168H115V167H112ZM15 169H16V170H15ZM20 169H21V170H20ZM22 169H23V170H22ZM54 169H55V168H54ZM57 169H58V168H57ZM59 169H60V168H59ZM62 169H63V167L61 166V169H60L59 171L62 172ZM68 169H69V168H68ZM68 169H67V170H68ZM93 169L97 170V168H93ZM98 169H100V168H98ZM108 169H109V167H108ZM110 169H111V168H110ZM116 169H117V167H116L113 171H116ZM126 169H128V167H127ZM126 169H125V171H126ZM46 170H47V171H46ZM50 170H51V171H50ZM73 170H74V169H73ZM75 170H76V168H75ZM77 170H79V169L77 168ZM87 170H88V169H86V171H85L86 173H88V171H90V169H89L88 171H87ZM91 170H92V168H91ZM101 170H102V169H101ZM101 170H100V172H101ZM71 171H72V170H71ZM102 171H103V170H102ZM108 171H109V170H107V172H108ZM122 171H123V170H122ZM122 171H120V172H122ZM11 172H12V173H11ZM19 172H20V173H19ZM32 172H33V171H32ZM52 172H53V171H52ZM55 172H56V171H55ZM55 172H54V173H55ZM61 172L59 173V175L61 174ZM65 172H67V171L65 170ZM103 172L106 173V171H103ZM15 173H16V174H15ZM25 173H26V174H25ZM29 173H30V174H29ZM33 173H34V172H33ZM35 173H36V172H35ZM42 173H43V174H42ZM54 173H53V174H50V176H52V175L55 176L56 173H55V174H54ZM62 173H63V172H62ZM89 173H90V172H89ZM91 173H92V171H91ZM91 173L89 174V176L92 177L93 180H92V178L90 179V177H89V179H86V182H83V181L81 182V181L79 180V181H80V183H79V182H77V181H78V180H77L76 183H79V184H77V186H75V187H74V184H72V185H73L72 187H71V186L68 187V186L65 185V182H66L68 179H69L68 181H71L70 179H72V177H70V176H72V174L70 175V174L68 173V177H69V178H68L67 180L64 181V185L61 184V185H59V186H58V184L61 183V181H62V177H61V176H58V177H57V175H56L57 179H61L60 182H58V183L55 182L57 185L54 184V185H56V186H58V187H55V186H54V188H50V189H53V190H49V191H46V189H45V192H43V193H41V194H44V193H47V192H51V191H55L57 194H62L63 190L73 188V189H75L74 194L77 195V196L74 197V198H70V199H60V200L57 202L58 207H57L55 210H53V211L49 210L48 212H45L42 216L47 215V214L53 216V215H55V214L57 215L58 213H59V217L62 216V215H65L64 213H67V214H69V213H72V214H73V213H74V215L77 216V214L75 213V211H76V210H75V209H76V206H75L73 203L76 202V203H77V206H80V207H77V208H79V210H80V208L82 209L84 206H82V203H81V202H82V200L84 201V197H88L89 195H90V196H91V195H99L100 193H101V195H103L102 193H103L104 189L106 188V186H104V185H107V184H108V183L106 182L107 179H109L110 177H111V179H114L115 176H116V179H117V177L121 178V176H119V175H120L119 172H118L119 175H117V173H116V175L113 174V175H115V176H112V175L108 174V175H110L109 178L107 177L108 175H106V174H104V173H101V174L99 173V175H101V177H103V176L106 175L107 178H106V177L101 178L100 176L97 175V176H98V177H97L98 179L94 178V175H91ZM113 173H114V172H113ZM122 173H124V172H122ZM122 173H121V174H122ZM10 174H11V175H10ZM66 174H67V173H66ZM77 174H78V172L76 173V176H77ZM95 174H96V173H95ZM97 174H98V173H97ZM103 174H104V175H103ZM111 174H112V172H111ZM13 175H14V176H13ZM35 175H36V174H35ZM42 175H43V176H42ZM79 175H80V173H79ZM83 175H84V174H82V176H80V177L83 178ZM86 175H87V174H86ZM9 176H10V177H9ZM50 176H49V177H50ZM62 176H63V175H62ZM76 176H75L73 182H75V180H76ZM33 177H34V176H33ZM56 177H54L53 179H56ZM59 177H61V178H59ZM63 177H65V176H63ZM73 177H74V176H73ZM87 177H88V176H87ZM95 177H96V175H95ZM12 178H13V179H12ZM18 178H17V179H18ZM21 178H22V177H21ZM21 178H19V180H16V181H18V183H19L20 180L24 179V178H22V179H21ZM34 178H35V177H34ZM34 178H33V179H34ZM77 178H79V177H77ZM84 178H86V177H84ZM104 178H106V180H105ZM119 178H118V180H119ZM48 179H49V178H48ZM57 179H56V180H57ZM99 179H102V180L99 181ZM5 180H6V179H5ZM25 180H26V179H25ZM25 180H22L21 182H23V181H25ZM51 180H52V179L50 178V181H51ZM63 180H64V179H63ZM72 180H73V179H72ZM81 180H83V179H81ZM84 180H85V179H84ZM87 180H89V181H87ZM104 180H105V182H104ZM109 180H110V179H109ZM10 181H9V182H10ZM16 181H15V183H16ZM27 181H31V179H30V180H26V182H27ZM43 181L46 182L47 185H48V183H49V185L52 186L51 182H47V181H49V180H47V181L43 180ZM52 181H55V180H52ZM102 181H103L104 185H102ZM6 182H7V181H6ZM21 182H20V183H21ZM35 182H36V179H35ZM38 182H39V181H38ZM71 182H72V181H71ZM108 182H109V181H108ZM7 183H8V182H7ZM7 183H6V184H3V183H2V186H3V185H4V186L6 185V186L8 187L10 184H7ZM20 183H19V184H20ZM24 183H25V182H23L21 185H24ZM28 183H29V182H28ZM31 183H34V182H31ZM31 183H30V184H31ZM36 183H37V182H36ZM62 183H63V182H62ZM66 183H70V182H66ZM105 183H107V184H105ZM109 183H110V182H109ZM112 183H113V181H112ZM0 184H1V183H0ZM19 184H18V186H19ZM30 184L28 185L29 189H30V187H33V186H31ZM26 185H27V184H26ZM26 185H24L25 188H27ZM67 185H69V184H67ZM108 185H109V184H108ZM108 185H107V186H108ZM113 185H114V183H113ZM15 186H16V185H15ZM15 186H13V183H12V186H9V187L7 188V190L10 189L11 187H15ZM64 186H66V187H64ZM103 186H104L105 188H103ZM109 186H111V185H109ZM34 187H35V186H34ZM16 188H17V187H16ZM20 188H21V187L17 188L18 190L16 189L15 192L13 191L14 193H12V195H13V196H17V195H19V194H18V191H19ZM23 189H24V188H23ZM47 189H48V188H47ZM60 189H61V191H60ZM107 189H108V188H107ZM11 191H12V190H11ZM26 191H29V190H28V189L25 190V193L27 194L28 192H26ZM106 191H107V190L105 189V194H106V193L108 194V192H106ZM22 192H23V191H22ZM83 192H84V194L82 195ZM10 193H11V192H10ZM19 193H20V191H19ZM6 194H7V193H6ZM8 194H9V193H8ZM8 194H7V195H8ZM16 194H17V195H16ZM20 194H21V193H20ZM107 194H106V195H107ZM4 195H5V194H4ZM12 195H11V196H12ZM22 195H23V194H22ZM22 195H21V196H22ZM24 195H25V194H24ZM24 195L22 196V198L16 197V199H17L18 201H16V200L14 201L15 198L13 199V198H10V197H9V198L12 200V201H11V205H10V203L7 201L8 197H7V199L4 197V198H3L4 200L0 198V201H1V202H0V205L3 204L5 201H7V202H5L3 205L6 206V205L8 204L7 206H10L9 208H11V209L8 208L9 211H8L7 208H6V211L9 213L10 210L12 211V207H13L12 205H13V204H14V208H15V209H17L16 206H19V205L22 206V205H23V203L25 202V197H24ZM81 195H82V196H81ZM101 195H100V196H101ZM1 196H2V195H1ZM5 196H6V195H5ZM21 196H20V197H21ZM83 196H84V197H83ZM103 196H104V195H103ZM103 196H101V197H103ZM81 197H82V198H81ZM101 197H100V198H101ZM78 198H80L79 202L81 203V205H78V204H80L79 202H77V199H78ZM100 198L98 197L99 200H102V199H103V198H101V199H100ZM10 199H8V200L10 201ZM2 201H3V203H2ZM13 202H16V204L13 203ZM71 203H72V204H71ZM76 203H75V204H76ZM5 206L2 207V205H1V207H0V208L2 209V210L0 209V216H1V217H0V221L3 220V224L6 222L5 215L8 214V213H5V212H4V210H5ZM71 206H72V207H71ZM81 206H82V207H81ZM19 207H20V206H19ZM19 207H18V208H19ZM74 207H75V208H74ZM3 208H4V210H3ZM71 208H72V209L74 208V209L72 210ZM77 210H78V209H77ZM13 211H14V209H13ZM1 212H2V213H1ZM79 212H80V211H79ZM3 213H5V215H3ZM80 213L82 214V211H81ZM60 214H62V215H60ZM2 215H3V216H2ZM74 215H72V216H74ZM68 216H69V215H68ZM75 216H74V217H75ZM2 217H3L4 219H3ZM40 217H41V216H40ZM54 217H56V216H53V219H57V220L59 219L58 217H56V218H54ZM70 217H71V215H70ZM70 217H67V215H66L65 218H66V220H67L68 218H69V220H70ZM77 217H78V221H79V222L76 221L77 219L74 220V218L72 219L74 222H73L72 220H71V221H72L73 223H76V224H77V223H81V224H82V221H83V218H82V217H83V216H81V217H80V216H77ZM77 217H75V218H77ZM1 218H2V219H1ZM36 218H38V217H36ZM62 218H63V217H62ZM65 218H64V220H65ZM33 219H34V218H33ZM60 219H61V217H60ZM84 219H85V218H84ZM4 220H5V221H4ZM64 220H63V222H64ZM66 220H65V221H66ZM85 220H86V219H85ZM71 221H70V222H71ZM75 221H76V222H75ZM67 222H69V221L67 220ZM70 222H69V223H70ZM72 222H71V223H72ZM86 222H87V221H86ZM66 224H67V223H66ZM81 224H79V225H81ZM84 224H85V223H84ZM0 225H1V223H0ZM52 225H53V224H52ZM61 225H62V224H61ZM64 225H65V222H64ZM64 225H63V227H64ZM68 225H69V224H68ZM68 225H67V226H68ZM73 225H74V224H73ZM59 226H60V225H59ZM82 226H83V224H82ZM0 227H2V226H0ZM31 227H32V224H31V219H30V220H29V227H28V229L26 230V232L20 234L21 236L23 235L22 238H23L24 240H25V239L27 240V238H28V239H31V240H28V244L30 243V241H32V242L36 243V245H38V246L33 247V248H35V252L33 253L32 258H31L30 260H28V261H33V260H36V259H40V258H42V257L45 255L46 250H47V249H46L47 247H46V244H45V243H46L47 240H48V239H47V237H48V233H49V231H50V233H49V235H50V236H49V239H51V238H52V237H51V233H53L52 230H54L53 227H52V230H51V227H50V230H49L48 232H46L45 234H43V235H46V234H47V236H45V237H43V235H42L43 232L40 233L42 238H46V242H44L45 240H44V239H41V237H39V235H40L39 233H36V232H32V231H30V230H31ZM68 227H69V226H68ZM70 228H72L71 225H70ZM64 229H66V226L64 227ZM67 229H68V228H67ZM0 230L2 231V229H0ZM68 230H69V229H68ZM1 231H0V242L3 244V246H1V243H0V247H1L2 249H3L4 246H7V245H9V247H10V243H9L8 241H6V239H8L9 237L6 236L5 232L2 231V233H1ZM54 232H55V230H54ZM56 232H57V233L52 234V236H53L54 239H57L56 237H57L58 234H59V233H58L59 231H56ZM60 232H61V231H60ZM68 232H69V231H68ZM28 233H29V234L31 233V234H32V237H31V234L29 235ZM35 233H36V234H35ZM37 234H39V235L37 236ZM55 234H56V237H55ZM60 234H61V233H60ZM20 235H18L17 237H19ZM26 235H27L28 237H26ZM34 235H35V237H34ZM36 236H37V237H36ZM3 237L6 238V239H4ZM50 237H51V238H50ZM2 238H3V240H2ZM37 238H38L39 240H38ZM59 238H60V237H58V239H59ZM65 238H66V242H64V243H67V241H71V239H69L68 236H66ZM40 239H41V240H44V241L41 242ZM54 239H52V240H54ZM63 239H64V238H63ZM1 240L4 241V243H3ZM26 240H25V241H26ZM61 240H62V239H61ZM61 240H60V241H61ZM56 241H57V240H56ZM60 241H59L58 244L62 243V245H65V246H66V244H63V242H62V241L60 242ZM63 241H65V240H63ZM32 242H31V243H32ZM48 242L50 243L51 246L54 245V241H53V243H52L51 240H50V241L48 240ZM48 242H47V246H49V243H48ZM34 243H32V244H34ZM51 243H52V244H51ZM4 244H5V245H4ZM32 244H31V245H32ZM58 244H57V245H58ZM51 246H49L50 249H51L52 247L55 248V246H56V242H55V246H52V247H51ZM65 246H61L62 248H61V247H60V248L63 249V248H65ZM67 246H69V244H67ZM67 246H66V248H67ZM57 247H59V246H56V248H57ZM1 248H0V249H1ZM56 248H55V249H56ZM70 248H71V247H69V249H70ZM94 248H96V247H94ZM4 249H5V247H4ZM55 249H54V250H55ZM69 249L67 248V250L65 249V251L71 253V252L69 251ZM72 249H73V248H72ZM72 249H71V251H72ZM94 250H95V249H94ZM94 250H93V251H94ZM4 251H5V250H3V252H2V250H0V252L3 253V254L0 253V255H1V254L4 255V253H5ZM95 252H97V251L95 250L93 253H95ZM69 253H68V254H69ZM91 253H92V252H91ZM96 254H97V253H96ZM2 255H1V256H2ZM71 255H72V254H71ZM91 255H92V254H91ZM97 255H99V254H97ZM93 257L95 258L96 255L94 254ZM99 258H100V257H99ZM98 260H99V259H98ZM95 261H96V260H95ZM23 262H27V261H22V262H18V263H23ZM96 262H97V261H96ZM10 263H11V262H10ZM10 263H8V264H10ZM18 263H15V264H18ZM97 263H98V262H97ZM95 264H96V263H95Z\"/></svg>",
	"mask_w": 264,
	"mask_h": 264
},
{
	"label": "crops",
	"instance_id": "crops-1",
	"mask_svg": "<svg viewBox=\"0 0 264 264\" xmlns=\"http://www.w3.org/2000/svg\"><path fill=\"white\" fill-rule=\"evenodd\" d=\"M49 1L51 0H0V35H10L8 38H12V36L15 35V39H19L20 37V39H24L25 36V39L35 38L41 26L44 28L51 26L52 23L54 24L57 20L55 3ZM56 12L59 14L58 8ZM14 37L12 41L15 40ZM5 39L6 38L4 37L3 39L2 36L0 40H4V42L0 41V43H11L7 42ZM8 41H10V39H8ZM83 42L84 39L81 36H66L62 40L63 46L68 49H77L83 45ZM1 65L4 66L3 64ZM33 65L35 67H39V65L42 67H34V70L29 73L7 78L4 72H1L2 69L0 68V98L2 97L0 104L6 103V105H2L5 109L0 105V114L2 112L0 115V122L5 123V128L0 126L3 130H7L8 127V123L6 124L4 120L7 117L9 120H12L17 115L27 114L31 110L52 109V112L55 110L61 118L66 119L76 116L79 112V108L85 103L84 95L79 92V76L73 70V66L68 62V52L48 53ZM17 68L18 66L16 65L11 67L6 66L5 70L14 71ZM35 69L37 70L35 71ZM50 80L53 85H51ZM53 88L56 89L53 90ZM3 96L6 101L5 99L3 100ZM0 132L2 133L3 131ZM7 132H3L4 134L2 133V137ZM8 145V141H0V167L6 169V172L7 168L11 166L10 156H8L10 147H8ZM1 173L2 171L0 170V174ZM1 177L2 174L0 175V179ZM2 180H4V178ZM74 191L75 189L71 188L63 190L62 194L51 191L25 197V202L22 205L23 207L20 206L7 214L9 216L5 217L6 223L1 227L2 231L5 232L6 236L9 238L26 232L29 227L30 219L40 217L49 210H55L58 207L57 202L60 199L76 197L77 195L74 194ZM2 198H4V196H2ZM34 252L35 248H32L12 255L0 256V264H8L11 261L14 263L28 261L32 258Z\"/></svg>",
	"mask_w": 264,
	"mask_h": 264
}]
</instances>
